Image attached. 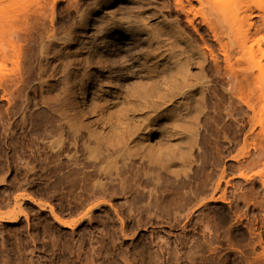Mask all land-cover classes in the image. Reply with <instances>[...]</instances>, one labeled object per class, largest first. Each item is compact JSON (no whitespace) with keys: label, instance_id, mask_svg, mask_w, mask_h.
Here are the masks:
<instances>
[{"label":"rangeland","instance_id":"1","mask_svg":"<svg viewBox=\"0 0 264 264\" xmlns=\"http://www.w3.org/2000/svg\"><path fill=\"white\" fill-rule=\"evenodd\" d=\"M12 1H15L14 2V4H16L17 2H19L20 4L19 5H21V6H18V8L16 7V5H13V2L11 3V0H0V8H2V10L0 9V19L2 20V19H4L3 17H6V19L3 21V23H5V21H6V23H8V24H10V22H11V24H10V26H13V27H11L13 30H11L12 31V33L10 32V29H7V28H9V26L6 28L5 26H6V23H5V26H3L2 24V27L3 28H1L3 31H4V29H5V31H4V33H3V31H2V33L5 35V33H7L8 35H9V33H10V38L11 39H9V37L8 36H4L3 35V37L1 38V40L4 42V41H7V42H4V45H0V46H4V48H3V50H4V52H5V49H6V47H5V45L6 46H9V43L11 42L12 43V39H13V42H14V47L16 46L17 47V49H18V47H19V49H18V54H19V56H20V58H18L19 56H18V54H17V52H16V54H17V56L18 57H16V58H18V62H17V59L16 58H14V57H11L9 54L10 53H13V52H15L17 49H14V47H12L11 45L9 46V47H7V51L6 52H8V49L9 50H11L10 51V53H7L8 55H9V57H11V58H14L15 60H16V62H12L13 64L14 63H16V64H18V66H19V63H20V66L19 67H17V65H16V67L17 68H19V70L16 68V69H13V66H15V65H12V68H8V69H13V70H17L18 71V73L20 74L19 76L17 75V76H15V77H13L14 75H16V73H14V74H12V73H10L11 72V70L9 71L8 69L6 70V69H4V71H6V73H3V72H1L2 74H3V76H2V74H1V76H0V78L1 77H4V78H1L0 79V83H1V86H0V164H2V165H0V172L1 173H4V171L6 170V174L4 175V174H1L0 173V175L2 176H0L1 178H0V180H3V181H0V193L1 192H3V193H1L0 195H2V196H0L1 198H0V211L2 210V213L4 212V213H7L6 212V210L7 209H9L10 208V206H11V208L12 209H14V210H11L12 212H15V211H17L18 210V208L16 207L17 205L15 204V202L13 201V199L15 198V197H17L18 195H22V194H25L26 195V193L28 194L29 193V195L30 196H32V197H34L35 199H37L38 200V202H40V203H43V204H46V205H48V206H50L51 207V205H53L52 207H53V209H54V211L59 215H61V217H64V219H65V217H66V220H69V219H71L72 217H74L73 218V220H75V219H78L79 217H81V216H83V214H84V212H85V210L91 205V203L89 204V203H84V204H79L80 202L78 201V199L76 200L75 198H73V200L75 199V201H73V200H71L72 199V197H73V194L71 193V195H72V197H71V195H70V193L68 192V188H64V186L63 185H61V183H59L60 182V174H57V173H54L53 175H52V173H51V175H50V173L48 172V169H47V163L49 162L48 161V158L49 157H51V158H49V160H53V161H55L57 158H58V154H62L61 153V150L59 151V148H60V146L61 145H59V144H61L59 141V143L57 142V140H58V135L59 134H57L58 132H59V130L57 131L56 129H58V128H55V126L56 127H58L59 126V124L60 125H62L63 124V121L61 120L62 119V117H63V115H64V111L66 112V110H68L67 108H69V110L71 111V114H72V112H73V114L75 113L74 112V110L73 109H75L76 107H78V105H79V107H81V108H83V107H85L86 106V103L85 102H77V100L75 99V93H74V89L70 86V85H66L64 82H62V81H60V82H58L59 80H56V77L60 74H58L57 72L60 70L61 71V68H59V67H62L63 66V64H66L67 63V61H66V59H67V57H68V59L69 60H73L74 58H76L75 59V61L77 60H80V57L81 56H79L76 52H74V49L72 50V48H71V50L70 49H66V48H64L63 46H61L59 43H57V44H55L56 43V41L53 39V36H54V38H58V37H56V35H59V33H61L60 34V36H62V34L64 35L65 33L67 34V33H75V32H77V29L76 28H78L79 27V25L81 24V22H82V18H81V16H82V14H84L85 13V15L86 14H88L89 12H88V10H89V8L91 7L92 8V4H96V7H98L100 10L101 9H103V8H105V7H107L108 5H109V7H111V8H115V5L117 6V2H119L118 0H111V2H110V0L108 1V0H106V3H108V4H106L103 0H98V1H95V0H56V2H55V0H53V2H52V0H12ZM95 1V2H94ZM165 2L164 4L162 3V2ZM174 1V0H173ZM190 1V6H189V2ZM198 0H187V1H183V3L185 4V11H184V8H183V10L182 9H179L180 10V12H179V10H178V8H176L174 5H175V3L174 2H172L171 0H162V2H161V0L159 1V0H157L155 3L156 4H154V2L151 4L152 5V8H151V12L150 13H155L154 11H156L157 12V10H160L161 11V13L163 14L164 12V16H166V19L167 20H172L173 19V21L175 22L174 24V26H175V28L176 27H179V28H177V34H178V32L180 33V35H179V38H180V36H181V38L184 36V38H180L179 39V41H181V43L179 42L178 43V45L180 46V47H182V49L185 51H187V52H189V53H187L186 51V53L185 52H183V54H181L180 56L184 59V61H183V63H181L179 60H180V56L179 57H177V61H179V63H180V66H179V68L181 67L182 68V66H185L186 67V65H187V71L185 72V67H183L182 69L180 68L179 69V71L180 72H178V71H175L174 69L176 68L175 66H176V63H175V68L174 67H172L170 64H169V68H167V67H164V69H162L163 67L161 66H159V65H161V63H159V62H157L156 60H158V58L156 57H153V56H150V58L152 59V60H149V58H148V61L146 62V64L147 65H145V68H146V66L148 67V68H144V70L143 71H145L144 73H146L144 76H143V78H145V82L143 83L142 81H143V79H137V80H139L138 82L139 83H137V84H139V86L138 85H136L135 84V82L137 81V80H135V82L133 83L132 82V85L134 84V86L135 87H139L140 88V90H138V91H140L143 95L145 94V93H149L150 91H147V89L149 88L150 90H151V88H152V86L155 84V88H153V89H155V91H154V96H150V100H152L151 98H153V100H155V96L157 95V93L156 92H158L159 91V93H160V90L162 89H160L159 90V88L161 87L160 85H162V87H164L163 86V84L162 83H164V79H162V77L164 78V76H166L165 74H163V73H166L167 74V72H168V70L167 69H169V73H171L173 70H174V72H177V77H175V75L174 74H176V73H174L173 74V72L171 73V74H169V75H173L175 78H178L179 77V75H178V73H186L183 77H185V79H187L188 80V82L190 81L191 82V80L194 82V81H196V80H194L195 78L197 79V81L196 82H198V80L200 81L201 79L204 81V84H203V81L201 80L200 82H198L199 83V87H198V83L196 84L195 82L193 83V82H191V83H193V84H196V85H194V87H192V89L190 88V89H188V94H189V96L191 97V94H192V97H193V95H194V97L193 98H190L189 100H188V94H187V96L185 97V101L183 100V99H178V101L177 102H179V103H177V102H175V104H174V107L172 106V108H170L169 109V111L170 112H168V110H165V111H163V112H161V113H163V114H161L160 113V115L157 117V119H156V122L154 123V125H155V127H156V125H160L161 124V126H160V128H162V129H156V131L155 132H153L154 134L150 137V139H149V144L151 143L152 144V146L153 145H155L156 144V142H158L156 145L157 146H161V147H163V149L165 150V152L167 151V147L168 146H166V144H168L169 145V143H166V142H170V141H166V140H169V139H171V142H170V145L172 146V148H173V146H175V145H177L176 143H177V141L176 140H178L179 141V143L182 141V142H184V144L182 143V144H178L177 146L179 147H174L173 149L170 147H168V150H169V152H170V154L173 152L174 154L173 155H175V158H176V156H178V153L176 152V151H178L179 152V155L181 154V149L183 148V152H187L185 149H186V147H189L190 149H192V150H190V149H188V150H190V151H188V153H186V154H190V156H192V158L190 157V156H188L187 157V155L185 154V153H183V154H181L180 156H178V157H180V158H182V159H180V158H177V159H175L173 156H172V154H171V156L170 157H172L173 159L172 160H178L176 163H177V165L175 166L174 164H176V163H174V161L172 162V160H171V158L170 159H168L169 158V153H168V151L166 152L167 154H169L168 156H167V154H166V157H168L167 159H165L166 157L164 156V160H162L163 159V156H161L160 154L163 152V151H161V153H160V149H162V148H160V147H158V149H159V152L158 153H160V154H158V153H156V155H159L156 159H155V156H154V158H153V164H152V171L150 170V172H152L153 174H154V172H155V174H156V170H157V174L159 175H157L156 174V176H158V177H160L159 178V180L161 179H164V176H162V178H161V175H163L164 173V175H165V179L164 180H162V181H164V182H161V181H158V182H160V183H158L157 184V190L156 189H154L155 190V197H157V198H151V196H150V198L148 197V199H146L145 198V200H148L149 201V203L152 205V207H153V204H154V207H153V210H155L156 211V213H155V211H154V213H155V215L156 214H158L157 216L159 217H156V221H154L153 222V224H152V226L151 227H148V230H147V228L146 227H140V228H138L136 231H135V233L134 234H132L131 236H127V237H129V240L127 239V240H125L124 242H120V239L119 238H117L118 237V235H117V223H113V221L111 220V216L112 217H114L113 219L115 220L116 218H117V216L115 215L114 216V211L111 209V211H112V213H113V215H111V213L109 214L108 213V207H103V206H101L102 207V209H101V207H99V211L96 209V208H94L93 209V215L95 216V218H94V216L92 215L90 218H85V224H84V222H83V224L82 225H80L78 228H76L75 229V233H73V235L71 236L70 234H72L71 233V231L68 229V228H66V229H63V228H61L59 225H57L56 223H53V221H52V218H51V216H49L50 214L47 212V211H45L44 210V212L43 211H41V210H39V208L37 209V207H36V205H30V207H29V205H27V202H22V206L25 208V212H26V214H27V219L25 220V219H23V217H22V219H21V221L19 222V223H17V224H4L3 226L4 227H1L2 229H0V230H2L0 233V238L1 239H3V240H1L0 241V243H2V242H4V245L3 244H0L1 245V247L2 246H4V248L6 249H3V248H0V261H2L0 264H25V260H26V262L27 263H33V264H39L40 262H41V264H58V263H60V261H61V263L60 264H87V263H89V264H101V262H103L104 264H142L143 262V264H148L147 262H148V260L150 261V264H166V262H167V264H175V263H177V264H186V263H188V264H191L192 262H193V264H198V262H197V260L199 261L200 259H201V261H199L200 263L199 264H205L206 262V264H264V251L262 252V250H264V235H263V232L264 231H262V230H264V210H263V208H261V207H263L264 206V195L262 194V190L260 189L261 188V181H262V179H264V177L262 178V174H263V176H264V164L262 163V162H264V151H263V149H261L262 147H260V145H259V147L257 146L258 145V143L260 144L261 143V145L262 144H264V130L262 131V129L260 128V124L262 123V125L264 126V94H263V91L264 90H262V88L264 89V87H263V84H264V76H260L261 75V73H264L263 71H264V23L262 24L261 23V21L259 20V18L261 17L260 15V13L259 12H261V9L262 8H264V0H236V2H237V4L239 5V7L241 8H239V12H238V14H240V16H241V13H242V16H241V18L243 17V12L245 11V13L247 14V13H249V11L251 12V13H253L252 14V17H251V21L254 23V31H253V29H250V40L252 41V43H251V41L249 40L248 42H247V45H250V43L253 45H251L252 46V51L254 52V56L251 58L250 57V55H246V54H248V53H246L245 55H244V57L243 56H241V52H239V50L237 49V45H234L233 47H232V45L234 44H231L232 43V39L235 41L236 40V38L238 37L239 38V36H240V34L239 33H241V32H243V31H245V29H247V26H244V25H242V26H240L241 28H239L238 29V27H237V25H235V26H232V28H231V26H230V29H232V30H230V31H228L227 30V33H226V30H225V24H223V25H225L224 27L225 28H220L219 26L222 24H219V20H221V19H223V18H229L228 16H230L229 14H230V12H231V10H232V8L234 9V6H235V1L234 0H232L233 1V3H232V1L231 0H210L211 2H212V6L210 7V8H212L211 9V12H207L206 10H208V6L207 7H202V8H207L206 10H201L200 9V7H198V5H199V1L197 2ZM50 2L52 3V4H50ZM55 2V3H54ZM93 2V3H92ZM98 2H99V4H98ZM160 2V3H159ZM263 3V4H260V3ZM102 3H104V5L105 6H103V4ZM187 3V4H186ZM216 3V4H215ZM115 4V5H114ZM231 4H232V8H231ZM254 4V5H253ZM15 6V7H13V6ZM47 5V6H46ZM53 5V6H52ZM155 5V6H154ZM157 5V6H156ZM159 5V6H158ZM160 5H161V7H160ZM251 6V8L249 7V9L250 10H248V8H246L247 6ZM258 5H261V8H259L258 7ZM263 5V6H262ZM10 6H12L11 7V9H10ZM49 6H50V8H49ZM174 6V7H173ZM246 6V7H245ZM253 6V7H252ZM163 7H165V8H163ZM187 7V8H186ZM190 7V8H189ZM236 7H238V6H236ZM235 7V8H236ZM8 8V9H7ZM15 8V9H14ZM42 8V9H41ZM52 8H53V10H52ZM162 8V9H161ZM171 8V9H170ZM174 8L176 9L175 11H174ZM189 8V9H188ZM209 8V9H210ZM247 10H245V9ZM3 9H5L4 11H3ZM154 9V10H153ZM164 9V10H163ZM167 9H168V11H167ZM187 9H188V11H187ZM199 9L201 10L200 12L202 13H200L199 12ZM251 9H252V11H251ZM259 9V10H258ZM9 10V13L7 12ZM13 10H15V11H13ZM17 10V11H16ZM124 10V9H123ZM162 10H163V12H162ZM178 10V11H177ZM189 10H191V11H189ZM244 10V11H243ZM262 10H264V9H262ZM5 12L4 14L2 13V12ZM46 11V12H45ZM52 11V12H51ZM54 11V12H53ZM82 11V12H81ZM90 11V10H89ZM126 11V13H128L127 11H129V10H124V12ZM184 11V12H183ZM206 11V12H205ZM209 11V10H208ZM6 12H7V15H5L6 14ZM42 12V14H40ZM130 12L131 11H129V14H130ZM183 12V13H182ZM204 12V13H203ZM132 13V12H131ZM201 14V16H200V14ZM211 13H213V14H211ZM245 13H244V15H245ZM206 14V15H205ZM208 14L209 15H213L212 16V18H211V16H208ZM258 14H260V15H258ZM46 15V16H45ZM48 15V16H47ZM79 15V16H78ZM42 16V17H41ZM203 16H205V18H206V16H208L207 18H209L208 19V21L211 23V26L215 29V31H212L209 27H208V25L207 24H205V23H203L204 21H203ZM82 17H84V16H82ZM168 17V18H167ZM172 17H174V18H172ZM217 17V18H216ZM44 18V19H43ZM47 18V19H46ZM49 18V19H48ZM80 18V19H79ZM216 20H215V19ZM201 19H202V22H201ZM229 19H231V18H229ZM261 19H263V18H261ZM51 20V21H50ZM81 20V21H80ZM8 21V22H7ZM62 21H63V23H65V24H63L62 26H61V24H62ZM65 21V22H64ZM69 23H68V22ZM213 21V22H212ZM80 22V23H79ZM215 22H216V25L217 26H213V25H215ZM264 22V21H263ZM67 23V24H66ZM13 24V25H12ZM177 24V25H176ZM233 23H231V25H232ZM42 25H43V27H42ZM65 25H70V26H65ZM205 25V26H204ZM207 25V26H206ZM223 25H221V27H223ZM229 26H228V28H229ZM15 27V28H14ZM58 27H60V28H58ZM64 29H63V28ZM219 27V29H220V31L218 30V29H216V28H218ZM7 29V30H6ZM45 29V30H44ZM52 29V30H51ZM56 29H57V31H56ZM67 29V30H66ZM227 29V28H226ZM60 30V31H59ZM61 30H63L62 32H64V33H62L61 32ZM64 30H66V31H68V32H66V31H64ZM72 30H74L73 32H72ZM154 30H156V29H154ZM153 30V31H154ZM176 30V29H175ZM7 31V32H6ZM40 31V32H39ZM44 31H45V34H44ZM46 31H48V33L46 32ZM54 31H56V32H54ZM181 31H182V33H181ZM51 32V33H50ZM59 32V33H58ZM156 34L159 32L158 31V29L156 30V31H154ZM217 32H218V34H217ZM230 32V33H229ZM41 33H43V34H41ZM57 33V34H56ZM1 34V33H0ZM39 35L40 37H36L37 35ZM49 34H50V37H49ZM55 34V35H54ZM185 34H186V36H185ZM214 34L216 35V36H214ZM230 34V35H229ZM254 34V35H253ZM13 35V36H12ZM45 37H44V36ZM51 35H53L52 37H51ZM220 35V36H219ZM47 36L49 37L47 40L49 41V42H47V40L45 39V38H47ZM188 36V37H187ZM232 36V37H231ZM8 38L7 40L6 39H4V38ZM37 38V40H36V44H34L35 43V41H33V40H35ZM212 38H213V40H212ZM252 38H253V40H252ZM39 39V40H38ZM40 39H41V41H40ZM51 41H50V40ZM184 39V40H183ZM186 39H188V41H186ZM53 40H54V42H53ZM216 40V41H215ZM222 40V41H221ZM239 39H237L236 41H238ZM44 43H43V42ZM185 41H186V45H185ZM233 41V42H234ZM253 41H254V43H253ZM258 41V42H257ZM3 42H2V44H3ZM40 42V43H39ZM182 42L184 43V44H182ZM1 43V42H0ZM10 43V44H11ZM49 43V44H48ZM187 43H189V45L191 44V47L188 45V47H187ZM228 44V45H230L231 44V48H230V51H232V52H234V53H232V58L231 59H233L231 62H233L232 64H233V69H234V71L236 72L237 70V72H236V77H238L237 79V81H242L243 79H241V71H243V70H241V69H248V71H251V73H254L253 75H254V80H255V83H254V81H253V83H252V81L251 82H248V84H247V82L245 83V81H243L245 84V86H250V87H246V89L244 88V86H242L241 85V87H240V85H237L236 83H240V82H236L235 84H236V86L234 85V83H233V85H232V83L230 84L229 83V81H228V77H227V73H226V76L225 75H223V74H225V73H223V72H225L224 70H228L227 69V66L225 67V65H223L224 64V57L222 56V48H221V46L223 45V44ZM37 44H40V45H37ZM43 44V45H42ZM44 44H46V47H45V45ZM47 44H48V47H47ZM59 44V45H58ZM222 44V45H221ZM224 44V45H225ZM237 44V43H236ZM257 44V45H256ZM258 44H259V46H258ZM54 45V46H53ZM39 46V47H38ZM49 46H50V48H49ZM192 46H194V47H192ZM206 46V47H205ZM236 46V47H235ZM10 47L11 48H13V50L12 49H10ZM33 47H35L34 49H38L37 51L36 50H34V49H32ZM60 47V50H58V48ZM186 48V49H184V48ZM212 47V48H211ZM257 47H258V49H257ZM40 48H42V49H40ZM46 48H49L50 50H46ZM193 48L194 49H196V50H194V51H192V53H193V55L192 54H190L191 53V51L190 50H193ZM200 50H199V49ZM259 48L261 49V51L259 50ZM31 49H32V52H31ZM45 49V50H44ZM61 49L63 50V51H61ZM188 49H190V50H188ZM221 49V50H220ZM232 49V50H231ZM234 49V50H233ZM0 50H1V48H0ZM3 50H1V52H0V55L2 54V52H3ZM28 50V51H27ZM43 50H44V53H43ZM68 50H70V51H68ZM199 52H198V51ZM13 51V52H12ZM20 51V52H19ZM33 51H35V53L33 52ZM61 51V52H60ZM67 51V52H66ZM197 51V52H196ZM37 52V53H36ZM38 52H39V55H38ZM41 52V53H40ZM47 52V53H46ZM55 52V53H54ZM57 52V53H56ZM66 52V53H65ZM73 52H74V54H73ZM200 52H201V54H200ZM209 54H208V53ZM27 53V54H26ZM31 53V54H30ZM32 53L34 54V55H32ZM51 54V55H48V54ZM60 53V54H59ZM63 53V54H62ZM199 55H201V56H199ZM217 53V54H216ZM236 53V54H235ZM15 54V53H14ZM30 54V55H29ZM66 54V55H65ZM69 54V55H68ZM189 55V58L190 57H192V60H191V58L190 59H188V58H186V57H188L187 55ZM207 54V55H206ZM211 54V55H210ZM213 54V55H212ZM235 54V55H234ZM6 55V54H5ZM36 55H38V56H40V57H36ZM41 55H43L42 57H41ZM47 56V58L45 57V56ZM53 55V56H52ZM63 55H65V56H63ZM68 55V56H67ZM196 55H198V56H196ZM218 55V56H217ZM4 56V54L2 55V57ZM31 56V57H30ZM32 56H34V57H32ZM54 57V58H52V57ZM61 56V59H59V57ZM64 58H63V57ZM71 56H72V58H71ZM76 56V57H75ZM183 56H185V58L183 57ZM195 56H196V59H195ZM213 56L215 57L216 56V58L215 59H218V60H213V59H210L211 57L213 58ZM234 56V57H233ZM245 56H247V57H245ZM249 56V57H248ZM1 57V58H2ZM9 57H7L8 59H9ZM44 57V58H43ZM57 57H58V60H57ZM202 57H203V60H202ZM205 57V58H204ZM241 57V58H240ZM243 57V58H242ZM0 58V59H1ZM5 60L7 59L5 56L3 57ZM11 58L7 61V62H5V64L6 63H8L9 64V62L11 61ZM29 58V59H28ZM34 58V59H33ZM36 58V59H35ZM39 58V59H38ZM47 60H46V59ZM71 58V59H70ZM77 58H79V59H77ZM181 58V59H182ZM197 58H201V59H197ZM249 58V59H248ZM65 61H64V60ZM67 59V60H68ZM156 59V60H155ZM185 59H186V62H185ZM196 60V61H199V63L198 62H196V61H194V60ZM14 60V61H15ZM32 60V61H31ZM46 60V61H45ZM56 60V62L52 65V62H54ZM63 60V61H62ZM154 60V61H153ZM200 60H202V61H200ZM235 60H236V62H235ZM239 60V61H238ZM3 60H1L0 62H2ZM44 61V62H43ZM59 61V63H57ZM74 61V60H73ZM151 61V62H150ZM160 61V60H159ZM187 61H188V63H187ZM193 61V62H192ZM215 61V62H214ZM224 61V62H223ZM34 63V65H33V63ZM40 63L39 64V66H38V64H36V66H35V63ZM65 62V63H64ZM148 62H149V64H148ZM154 62V63H153ZM156 62V63H155ZM201 62V63H200ZM212 62H214V63H212ZM28 63V64H27ZM60 63H62V66H61V64ZM159 63V64H158ZM178 63V62H177ZM178 63V64H179ZM186 63V64H185ZM189 63H190V65H189ZM193 63V64H192ZM199 65H198V64ZM217 63V64H216ZM1 64V69H2V66H4V63L2 62V63H0ZM3 64V65H2ZM8 64H6V66L8 67ZM31 64V65H30ZM45 65V67H43V69H42V66L43 65ZM153 64H155L154 66H152ZM157 64V65H156ZM181 64H184V65H182L181 66ZM192 64V65H191ZM219 64V65H218ZM235 64V65H234ZM237 64V65H236ZM11 65V64H10ZM9 65V66H10ZM49 65H51L52 67H48ZM56 65V66H55ZM60 65V66H59ZM149 65V66H148ZM223 65V66H222ZM241 65H242V67H241ZM33 66H35V67H33ZM152 66V67H151ZM170 66H171V68H170ZM199 66V67H198ZM234 66H237L236 67V70H235V67ZM245 66V67H244ZM28 67H30V68H28ZM37 67V68H36ZM40 67V68H39ZM53 67H55L54 69H58V70H53ZM150 67V68H149ZM157 67V68H156ZM160 69H159V68ZM204 68V69H202V68ZM212 67V68H211ZM244 67V68H243ZM4 68V67H3ZM34 69V72H33V70L32 69ZM39 68V69H38ZM48 68H49V70H48ZM197 68V69H196ZM0 69V70H1ZM50 69H52V70H50ZM150 69V70H149ZM158 69V70H157ZM172 71H171V70ZM184 69V70H183ZM222 69V70H221ZM224 69V70H223ZM20 70H22V71H20ZM30 70V71H29ZM35 70H37L36 71V73H35ZM43 70V71H42ZM148 70V71H147ZM152 70V71H151ZM159 70H162L161 72H159ZM164 70V71H163ZM176 70H178V69H176ZM192 70V71H191ZM201 70V71H200ZM204 70V71H203ZM7 71H8V73H10L11 74V76H9V75H4V74H8L7 73ZM14 71V72H15ZM39 71V72H38ZM45 71V72H44ZM51 72L50 73V75H49V73L48 72ZM54 71H55V73H54ZM59 71V72H60ZM166 71V72H165ZM171 71V72H170ZM184 71V72H183ZM202 71L204 72L203 74H202ZM215 71H216V73H218V74H216L215 73ZM245 71V70H244ZM248 71H246V72H248ZM147 72H149V73H152V74H150V75H153L152 77L154 78H156L157 77V80L154 78V81H155V83H154V81H153V85L152 84H150V83H152V79H150L151 77H150V75L147 73ZM154 72V73H153ZM157 72V73H156ZM158 72H159V74H158ZM163 72V73H162ZM190 72V73H189ZM35 73V74H34ZM40 73H44V75L43 74H40ZM160 73H161V76H160ZM188 73L189 74H192V75H189L191 78H189V76H188ZM196 73V74H195ZM200 73V74H199ZM222 73V74H221ZM37 74H39V77H38V75ZM157 74V75H156ZM164 76H163V75ZM202 74V75H201ZM13 75V76H12ZM52 75V76H51ZM155 75V76H154ZM168 75V74H167ZM168 75V76H169ZM197 75V76H196ZM198 75H201V76H203L202 78L200 77V76H198ZM257 75V76H256ZM9 76V77H8ZM42 76H43V78H42ZM47 76V79L45 78ZM49 76H51V77H49ZM55 76V77H54ZM145 76H147V77H145ZM181 76H182V74H181ZM188 76V77H187ZM193 76V77H192ZM19 77V78H18ZM34 77V78H33ZM36 77V78H35ZM54 77V78H53ZM150 77V78H149ZM167 77V76H166ZM187 77V78H186ZM40 78L42 79V80H40ZM50 78V79H49ZM146 78H147V80H146ZM159 78V79H158ZM198 78H200V79H198ZM228 78V79H227ZM19 79H21V80H18ZM150 79V80H149ZM163 81L162 83H159V82H161V80ZM191 79V80H190ZM26 82H25V81ZM28 80V81H27ZM49 82H48V81ZM56 80V81H55ZM151 81V82H149V81ZM159 80V81H158ZM179 80V81H178ZM227 80V81H226ZM262 80H263V82H262ZM18 81V82H17ZM47 82V83H49V84H47V83H45V82ZM51 81V82H50ZM142 83H141V82ZM28 82V83H27ZM39 82V87H43L42 89H40V88H38V85H37V83ZM45 83V84H43V83ZM54 82L56 83L57 82V84H55L54 85ZM146 82H149V84H148V86H146V91H145V86L144 85H146L145 83ZM175 82V86H177V84H179V82H180V77H179V79H177V82H176V79H175V81L174 80H172L171 81V83H174ZM202 82V83H201ZM206 82V83H205ZM228 82V83H227ZM17 83V84H16ZM52 83V84H51ZM140 83H141V85H140ZM157 83H159V85H157ZM202 84V86H201V84ZM225 83V84H224ZM259 84V86L258 85H255V84ZM263 83V84H262ZM20 84V85H19ZM23 84H25V85H23ZM27 84V85H26ZM51 84V85H50ZM60 84V85H59ZM144 84V85H143ZM253 84H254V86H258L257 88H258V90H257V88L256 87H254L253 86ZM34 85V86H33ZM45 85V86H44ZM49 85V86H48ZM62 85V86H61ZM64 85L66 86V87H64ZM205 85V86H204ZM228 85V86H227ZM47 86V87H46ZM52 86V87H51ZM58 86V87H57ZM60 86V87H59ZM141 86H144V90L141 88ZM160 86V87H159ZM179 86V85H178ZM195 86H196V88H199V89H197L196 90V88H195ZM232 88L231 89V91H230V87ZM238 86L240 87V88H242V91H243V89L245 90V96H248L249 95V98H244L243 97V92H242V94H241V96H242V98L243 99H246V102H248V103H250V104H248V106L246 105V104H243L244 103V101L242 102V100H240V99H238L237 100V98L235 97H233V87H235V89H237L238 88ZM26 87V88H25ZM34 87H36V88H34ZM45 87V88H44ZM64 87V88H63ZM138 87H137V89H138ZM148 87V88H147ZM157 87H159L158 88V90L156 91V89H157ZM228 87V88H227ZM237 87V88H236ZM256 89V92L257 91H259L258 93H255V89ZM51 88H52V90H51ZM55 88V89H54ZM56 88H58V89H56ZM66 88V89H65ZM195 88V89H194ZM204 88V89H203ZM206 88V89H205ZM31 89H34L35 91H33V92H35V94H33V92H31L32 90ZM40 89V90H39ZM44 89V90H43ZM46 89H48V90H50V91H48V90H46ZM148 89V90H149ZM201 89H203V91L201 90ZM229 89V90H228ZM234 89V91H235V93H239V90L237 91V90H235ZM253 89H254V91H253ZM22 90H24V91H22ZM41 91V92H37V91ZM48 92V94L49 95H47V93H45L46 91ZM56 90H57V94H55V92H56ZM65 91V92H63V91ZM196 90V91H195ZM199 90H200V92H199ZM205 90H206V92H205ZM228 90V91H227ZM241 90V89H240ZM246 90H247V95H246ZM248 90H249V93H248ZM260 90L262 91V93L260 92ZM45 91V92H44ZM61 91H62V93H61ZM67 91V92H66ZM143 91V92H142ZM144 91H145V93H144ZM151 91H153V90H151ZM189 91L191 92V94L189 93ZM194 91V92H193ZM227 91V92H226ZM237 91V92H236ZM45 94H43V93ZM51 92H53V94H55V95H53ZM74 94H73V93ZM196 92H198V94H196ZM202 92L204 93V95L202 94ZM10 93V94H9ZM42 94V97H43V95H44V98L45 99H47V100H45L44 98L42 99V97H40L41 96V94ZM58 93H60V94H58ZM65 93V94H64ZM72 93V94H71ZM147 93V94H148ZM151 93V92H150ZM199 93H201V94H199ZM206 93V94H205ZM231 93V94H230ZM253 93V94H252ZM12 94V95H11ZM23 94V95H22ZM37 94H38V96H37ZM40 94V95H39ZM63 94L65 95V96H63ZM69 94V95H68ZM156 94V95H155ZM230 94V95H229ZM252 94V95H251ZM259 95V96H257V95ZM2 95V96H1ZM16 97V100H15V97ZM27 95V96H26ZM61 95V96H60ZM66 95H67V98H66ZM73 95H74V98H73ZM203 95V96H202ZM263 95V96H262ZM5 98H4V97ZM22 96H23V98H22ZM26 96V97H25ZM35 96H37V97H35ZM49 96H50V98H49ZM71 96V97H70ZM146 96H148V95H145V97ZM200 96V97H199ZM232 96V97H231ZM251 96V97H250ZM3 97V98H2ZM53 97H54V99H53ZM57 98V104L56 103H54V102H56V98ZM70 99H69V98ZM155 97V98H154ZM188 97V98H187ZM205 98V99H199V98ZM14 98V99H13ZM20 98V99H19ZM28 98V99H27ZM60 98H62V99H60ZM187 98V99H186ZM6 99H8V103H7V100ZM24 99V100H23ZM27 99V100H26ZM51 99V100H50ZM66 100V102L64 103V101ZM69 99V100H68ZM248 99V100H247ZM26 100V101H25ZM41 100V101H40ZM45 100V101H44ZM55 100V101H54ZM182 100L184 101L183 102V104H182ZM203 100V101H202ZM15 101V102H14ZM21 101V102H20ZM44 101V102H43ZM52 101H54V102H52ZM61 101H63V103H61ZM68 101H70L69 103H68ZM75 101H76V103H75ZM189 101V102H188ZM238 101H241V102H238ZM22 103L21 105H19L20 103ZM43 102V103H45V105L44 104H41V103ZM46 102H48V103H46ZM50 102V103H49ZM51 102H52V104L54 103L55 104V106L54 107H56V109L57 110H55L54 109V107L52 106V104H51ZM59 102V103H58ZM10 103V104H9ZM18 103V104H17ZM27 104V105H25L24 106V104ZM34 103V104H33ZM61 103V104H60ZM72 103V105L70 106L69 104H71ZM74 103V104H73ZM181 103V105H179ZM205 103V104H204ZM15 104V105H14ZM48 104H51L50 106L48 105V107H47V105ZM53 104V105H54ZM63 104V105H62ZM67 105V106H64V105ZM185 104V105H184ZM43 105H44V107H43ZM77 105V106H76ZM177 105H179V106H177ZM187 105V106H186ZM204 105V106H203ZM244 105H246V107L244 106ZM249 105H250V107H249ZM16 106V107H15ZM21 108H20V107ZM23 106H24V108H23ZM46 106V107H45ZM59 106V107H58ZM62 106V107H61ZM73 106V107H72ZM189 106V107H188ZM191 106V107H190ZM195 106V107H194ZM9 107H12L11 109L9 108ZM26 107H27V109H26ZM120 107V106H119ZM122 107V106H121ZM175 107H177L176 108V110L174 111V109H175ZM179 107H182V109H179ZM250 109H252V107H254L253 109H252V111L251 110H249V108ZM8 108V109H7ZM20 108V109H19ZM46 108V109H45ZM47 108L49 109V110H47ZM55 110L54 112H56V113H54L53 111H51V110H53V109ZM58 108H60L59 110L63 113V115L61 116V118H60V116H58V115H61V113L59 112V114H58ZM63 108H64V110H63ZM184 108H185V110H184ZM6 109V110H5ZM15 109H17V111L15 110ZM45 109V110H44ZM172 109H173V112H175V113H173L172 112ZM248 109V110H247ZM13 110H15V111H13ZM21 110H23V112L21 111ZM29 110V111H28ZM180 110V111H179ZM201 112H200V111ZM12 113H11V112ZM42 111V112H41ZM47 111H48V113H47ZM50 111V112H49ZM183 113H182V112ZM195 111V112H194ZM197 111V112H196ZM9 112V113H8ZM15 112V113H14ZM22 112V113H21ZM27 112V113H26ZM41 112V113H40ZM44 112H46L45 114H44ZM177 112H179V114L177 115ZM187 112V114H185ZM20 113V114H19ZM24 113V114H23ZM38 113V114H37ZM170 113V114H169ZM194 113V114H193ZM254 113V114H253ZM4 114V115H3ZM9 116H8V115ZM12 114V115H11ZM23 114V116H21ZM43 114V115H42ZM50 114H51V116H50ZM52 114H54V115H52ZM73 114H72V116H73ZM173 114H174V116H177L178 118H180V116H182L183 114V116L185 117V115H186V117H187V115L189 116V117H187L188 118V124L186 123V126H184V127H187V128H189V130L188 129H185V128H183L182 126L183 125H181L180 126V123H182L181 122V119H183V116H182V118H180V119H178L177 117V119H175L174 117H173ZM181 114V115H180ZM7 115V116H6ZM31 115V116H30ZM40 115V116H39ZM45 115H46V117H45ZM57 115V116H56ZM164 115V116H163ZM171 115V116H170ZM190 115H191V118H190ZM11 116V117H10ZM20 116V117H19ZM196 118H195V117ZM198 116V117H197ZM254 116V117H253ZM40 117V118H39ZM45 117V118H44ZM104 117H106V115L104 114V116H103V118ZM172 117V118H171ZM192 117H194V118H192ZM260 117H261V119L262 120H260ZM47 118V119H46ZM52 118H54V119H52ZM58 118V120H56L55 122H57V121H60V122H58V123H55L54 122V120L55 119H57ZM170 118L171 119H175L174 121H172V120H170ZM187 118H185V120H187ZM253 118V119H252ZM39 119V120H38ZM60 119V120H59ZM193 119V120H192ZM252 119V120H251ZM6 120V121H5ZM8 120H9V122H8ZM38 120V121H37ZM41 120V121H40ZM49 120V121H48ZM51 120H53V121H51ZM168 120H170V121H172V122H175V123H178L177 121H179V123H178V125L180 126V128L181 129H184L185 130V132H184V130L182 131V132H184L183 133V135H182V132L179 134V132L178 131H180L181 129L179 128V126H177V124H175L174 125V123H173V125H172V123H170V125H169V123L167 122ZM195 120V121H194ZM260 121V123H259V121ZM44 121V122H43ZM165 121H166V123H168V124H166L165 123ZM183 122H185L184 120H182ZM16 122V123H15ZM48 122V123H47ZM158 122L160 123V124H158ZM163 122V123H162ZM190 122V123H189ZM195 122V123H194ZM259 124H258V123ZM5 123V124H4ZM13 123V124H12ZM24 123V124H23ZM51 125H50V124ZM53 123V124H52ZM192 123H194L193 125H192ZM12 124V125H11ZM54 124H55V126H54ZM184 125H185V123H183ZM189 124H191V125H189ZM10 125V126H9ZM20 125V126H19ZM45 125V126H44ZM48 125H50V128H49V126ZM166 125H169L168 126V128H166L167 126ZM171 125H172V127H171ZM189 125V126H188ZM53 126V127H52ZM249 126H250V128H249ZM262 126V127H263ZM3 127V128H2ZM9 127V128H8ZM47 127V128H46ZM52 127V128H51ZM173 127H175V128H173ZM21 128V129H20ZM169 128H171L172 130L173 129H175V131L177 132H175L174 131V133H176L177 135H171V137L169 138L168 136H170V135H168V134H166L165 133V129H168V130H166V132L167 133H169L170 134V132H171V130H169ZM177 128V129H176ZM179 128V129H178ZM260 128V129H259ZM264 128V127H263ZM45 130V131H44ZM160 130L161 131V133L162 134H159L160 132H158V131ZM164 132H163V131ZM178 130V131H177ZM193 130V131H192ZM5 131V132H4ZM50 131V132H49ZM52 131H53V133L54 134H52ZM169 131V132H168ZM186 131H187V134H188V136L186 135L185 136V134H186ZM192 133H191V132ZM173 132V131H172ZM189 132H190V135H191V139H190V137H189ZM196 132H197V134H196ZM258 132V134H261V135H257V134H255L254 135V133H257ZM260 132V133H259ZM47 133H49V134H51V138H54V140H56L55 139V137L57 136V140H56V142H55V144H54V140L53 139H48L49 138V134H47ZM60 133V132H59ZM164 133H165V136H167L166 138L164 137H162V136H164ZM253 133V134H252ZM6 136H5V135ZM26 134V135H25ZM57 134V135H56ZM160 136H159V135ZM193 134V135H192ZM194 134H195V136L196 137H194ZM252 134V135H251ZM13 135V136H12ZM30 135V136H29ZM55 137H54V136ZM181 135V136H183L184 137V139L186 138H189L190 139V141H188V140H184L182 137H181V139H180V137L179 136ZM250 135V136H249ZM10 136H12L11 137V139H10ZM48 136V137H47ZM157 136L159 137L158 138V141L157 140H155V139H157ZM253 136V137H252ZM5 137V138H4ZM29 137V138H28ZM36 137V138H35ZM44 137V138H43ZM154 137H155V139H154ZM161 137H162V139H161ZM173 137H175V138H177L176 140H175V138H173ZM247 139H246V138ZM4 138V139H3ZM31 138H33V139H31ZM46 138V139H45ZM27 139L29 140V141H27ZM37 139V140H36ZM154 139V140H153ZM164 139V140H163ZM194 139V140H193ZM196 139V140H195ZM252 139H253V141H252ZM7 140V141H6ZM30 140L32 141V143H30ZM45 140V141H44ZM48 140H50V141H48ZM53 140V141H52ZM161 140L163 141V143L161 142ZM176 142H175V141ZM193 140V141H192ZM245 140V141H244ZM247 140V141H246ZM34 141V142H33ZM44 141V142H43ZM47 141H48V143H47ZM153 141V142H152ZM156 141V142H155ZM175 142V145H173V143ZM195 141V142H194ZM6 142V143H5ZM51 142H53V144L51 143ZM161 142V143H160ZM165 142V143H164ZM186 142V143H185ZM190 142V143H189ZM193 142V143H192ZM246 142V143H245ZM249 142V143H248ZM251 142V143H250ZM30 143V144H29ZM45 143H47V144H45ZM49 143H51V145L53 146H51V145H49ZM56 143H58V146H57V148H56ZM154 143V144H153ZM199 143V144H198ZM203 143V144H202ZM255 143V144H254ZM34 144H36V145H34ZM40 144H43V145H40ZM150 144V145H151ZM162 144H163V146H162ZM189 144V145H188ZM196 146H195V145ZM245 144V145H244ZM254 144V145H253ZM33 145H34V147H36V149L33 147ZM39 145H40V147H44L43 149L42 148H40L39 147ZM45 145V146H44ZM47 145H49V147H50V149H49V147H47ZM55 145V146H54ZM155 145V146H156ZM169 145V146H170ZM193 145V146H192ZM39 147V149H42L43 150V153H42V150H40L39 151V149H38V147ZM154 146V147H155ZM156 146V147H157ZM192 146V147H191ZM251 146V147H250ZM258 149V148H260V149H258V150H261L263 153H261L260 151H258L255 147ZM32 149H31V148ZM54 147H55V150H54ZM180 147H182V148H180ZM194 147H199V148H197V149H199V150H197V149H195ZM242 147H244L245 149H243ZM249 147V148H248ZM254 149H253V148ZM264 147V146H263ZM47 148V149H46ZM53 150H52V149ZM175 148H178V150H176ZM194 148V149H193ZM45 149V150H44ZM171 149L173 150V151H171ZM176 151H175V150ZM201 149V150H200ZM241 149H243V150H247V151H250L249 153L246 151H243V150H241ZM251 149V150H250ZM37 150V151H36ZM50 150V151H49ZM197 152H196V151ZM258 152H257V151ZM33 151V152H32ZM39 151V152H38ZM57 151V152H56ZM141 151H143V150H138V153H137V155H135V156H133L132 157V162L133 163H135L136 161L137 162H145L146 161V157L143 159V158H141V159H138V157L139 156H141V154H143V153H145V151L143 152V153H140ZM198 151H199V153H198ZM239 151H241L242 152V155L243 156H241V155H239V157H236V155L239 153ZM256 151V152H255ZM31 152V153H30ZM36 154H35V153ZM41 152V153H40ZM45 152V153H44ZM47 152H49L48 154H47ZM56 153V155H50L51 153ZM59 152V153H58ZM165 152L164 153H162V155L163 154H165ZM176 152V153H175ZM192 152H196L195 154L193 153L192 154ZM202 152V153H201ZM246 154H245V153ZM254 152H255V155H256V158H257V155H258V153H261L262 155H263V157H258L257 159L254 157ZM37 153H39L38 155H37ZM139 153H140V155H139ZM205 154V155H202L201 156V154ZM218 153V154H217ZM251 153V154H250ZM46 156H44V155ZM177 154V155H176ZM192 154V155H191ZM198 154H200V155H198ZM36 155V156H35ZM40 155H42V157L40 156ZM47 155H48V158H47ZM50 155V156H49ZM183 155V156H182ZM185 155V156H184ZM215 155H216V157H215ZM219 155H220V157H219ZM247 155V156H246ZM250 156V158H249V156ZM38 156V157H37ZM40 156V157H39ZM55 156H57L56 158H54ZM61 156V157H60ZM162 158H161V157ZM193 156L196 158V160H195V158H193ZM197 156H199V157H201V158H203V160L201 159V158H199L198 159V157ZM207 156V157H206ZM232 156L234 157H236V159H232ZM261 156V155H260ZM33 157V158H32ZM59 157L60 158H58V159H62L63 158V155H59ZM185 159H184V158ZM219 157V158H218ZM36 159V161H35V159ZM40 158V159H39ZM44 158H46L47 159V161H44V160H46V159H44ZM158 158H159V160L160 161H162V163L160 162L159 163V160H158ZM161 158V159H160ZM214 158V159H213ZM217 158V159H216ZM238 158V159H237ZM246 158H247V160L248 161H246ZM249 158V159H248ZM37 159H38V161H37ZM42 159V160H41ZM44 159V160H43ZM57 159V160H58ZM189 159H191L190 161H188ZM207 159V160H206ZM213 159V160H212ZM219 159V160H218ZM32 160H33V164H32ZM39 160H41L40 162H39ZM56 160V161H57ZM155 160L157 161V163L155 162ZM181 160V161H180ZM186 160V161H185ZM194 160V161H193ZM202 160V161H201ZM218 160V162H216ZM221 160V161H220ZM255 160L257 161V162H255ZM259 160H261V161H259ZM8 161V162H7ZM43 161V162H42ZM54 162V163H58L60 160H58L57 162ZM168 161H170V162H168ZM185 161V162H184ZM192 161V162H191ZM196 161V162H195ZM198 161V162H197ZM205 161L207 162V163H210V164H206L205 163ZM244 161H246V164H245V162ZM258 161H259V163L261 164H259L258 163ZM10 162V163H9ZM12 162V163H11ZM34 162L36 163V164H34ZM39 162V163H38ZM136 162V163H137ZM179 162H182L183 163V166H182V163H180L179 164ZM201 162V163H200ZM202 162H203V164H202ZM216 162V163H215ZM239 162V163H238ZM243 162H244V165H245V167L247 168V166H249V168L245 171V167H244V165H242L243 164ZM253 162V163H252ZM6 165H5V164ZM8 163V164H7ZM44 163H45V165H44ZM135 163V164H136ZM145 163H147V161L145 162ZM174 163V164H173ZM194 163V164H193ZM195 163H197V164H195ZM214 163V164H213ZM218 163H220V164H218ZM239 165H238V164ZM240 163H242V164H240ZM259 164V165H257V164ZM12 164H14L13 166L14 167H16V168H14L13 166H12ZM16 164V165H15ZM53 164V163H52ZM52 164H50V165H52ZM137 164H139V163H137ZM154 164H157L158 166H159V168H161L160 166V164H162V170L163 171H165V172H163L161 169H160V172H159V168L157 167V165L155 166V167H153L154 166ZM178 164L180 165V166H182V167H180V166H178ZM189 164V165H188ZM194 165V169H192L193 168V166L192 165ZM201 164V165H200ZM214 165V167H213V165ZM254 164V165H253ZM256 164V165H255ZM5 165V166H4ZM8 165V171H7V168H6V166ZM37 165H39V166H37ZM43 165V167L45 168H43V167H41ZM165 165V166H164ZM185 165V166H184ZM191 165V166H190ZM199 165V166H198ZM205 165V166H204ZM220 165V166H219ZM222 165H225V166H222ZM227 165V166H226ZM240 165H242V166H240ZM11 166V167H10ZM27 168H26V167ZM36 166V167H35ZM46 166V167H45ZM175 166V167H174ZM178 166V167H177ZM190 166V167H189ZM203 166V167H202ZM220 168H219V167ZM241 168H243L244 170H242L241 171V169H240V167ZM12 167H13V169H12ZM29 167H30V169H32V167L34 168V169H32V171L29 169ZM37 167H39V168H37ZM164 167V168H163ZM165 167L167 168V169H165ZM169 167V168H168ZM199 167H202V168H199ZM218 167V168H217ZM226 167H230V168H226ZM236 167V168H235ZM26 168V169H25ZM154 168V169H153ZM172 168V169H171ZM183 168V169H182ZM196 168V169H195ZM224 168V169H223ZM240 169V171H238L237 169ZM38 169V170H37ZM177 169V170H176ZM188 169H190V173H189V170ZM201 169V170H200ZM204 169H205V171L207 170V172L205 173V171H204ZM216 169V170H215ZM218 169H220V170H218ZM222 169H223V171H222ZM230 169H232V171L230 170ZM250 169V170H249ZM29 170V171H28ZM36 170V171H35ZM40 170H41V173H39L40 172ZM166 170H168L167 172H166ZM183 170L185 171V170H187L188 172H186V176H185V172H184V177H183V175H182V173H183ZM193 170V171H192ZM212 170V171H211ZM231 171V172H233V174L231 173V172H229V171ZM237 170V171H236ZM261 170H263V172H262V174H261V178L259 177V176H257V175H255V173H256V171H258V172H261ZM24 171H25V173H24ZM31 171V172H30ZM45 171H46V174L48 175H46L45 174ZM203 171H204V173L207 175L209 172V174L206 176H203L204 175V173H203ZM214 171H216L215 173H213ZM222 171V172H221ZM243 171L245 172V173H243ZM28 172H30V173H28ZM163 172V173H162ZM172 172V173H171ZM178 172V173H177ZM182 172V173H181ZM194 174H193V173ZM255 172V173H254ZM17 173H18V175H17ZM34 173V174H33ZM36 173V174H35ZM38 173V174H37ZM60 173H62V172H60ZM160 173V174H159ZM176 173L179 175L178 176V178L176 177L177 175H176ZM201 175H200V174ZM222 173V174H221ZM228 173V174H227ZM240 173H243V174H241V175H239ZM23 176H22V175ZM43 174V175H42ZM57 174V175H56ZM203 174V175H202ZM216 174V175H215ZM221 174V175H220ZM225 174H226V176H225ZM245 174V175H244ZM251 174H252V176H257L258 178H256L255 176L254 177H251ZM257 174V173H256ZM259 174V175H260ZM27 175V176H26ZM35 175V176H34ZM50 175V176H49ZM166 175H168V177L166 176ZM182 175V176H181ZM195 175V176H194ZM197 175V176H196ZM200 175V176H199ZM224 175V176H223ZM246 176V175H250V176H248V177H246V179H247V181L245 182L244 180L245 179H242V177L241 176ZM14 176V178H12ZM29 176V178H27ZM32 176V177H31ZM51 176H53L52 177V179L51 178H49V177H51ZM57 177V179H56V177ZM59 176V177H58ZM199 176V177H198ZM213 176H215V177H213ZM222 176V177H221ZM22 177H24V178H22ZM38 177H40V179L38 178ZM41 177H43V178H41ZM44 177H46L45 179H44ZM48 177V178H47ZM126 177H128L126 180L127 181H130V179H131V177H130V173L128 172V173H126ZM174 177H175V179H174ZM183 177V178H182ZM190 177V178H189ZM197 177V178H196ZM200 177H203V178H201L200 179ZM213 177V178H212ZM250 177V178H249ZM16 178H17V180H16ZM32 178V179H31ZM190 180V183H189V180ZM193 178H194V180H193ZM204 178H206V179H204ZM224 178V179H223ZM249 178V179H248ZM254 178H255V180H254ZM14 180V182H13V180ZM22 179V181L21 182H19L18 180H21ZM42 179V180H41ZM50 179V180H49ZM129 179V180H128ZM168 179V180H167ZM173 179H174V183H172L173 182ZM181 179H183V181L181 180ZM185 179V180H184ZM196 179V180H195ZM197 179H198V181H197ZM208 179V180H207ZM211 179V183H209V180ZM214 179V180H213ZM252 179V180H251ZM260 179H261V181H260ZM5 180H7V181H5ZM9 180H11V181H9ZM26 180V182H23V181H25ZM29 180V181H28ZM43 180H47V182L48 183H45V181L43 182ZM52 180V181H51ZM56 180V181H55ZM166 180V181H165ZM178 180V181H177ZM179 180H181V181H179ZM220 180V181H219ZM228 180V182L229 183H227L226 181ZM251 182H250V181ZM257 180L260 182L259 184H260V186H259V184H258V182H257ZM5 181V182H4ZM18 181V182H17ZM28 181V182H27ZM39 181H41V182H39ZM171 181V182H170ZM192 181V182H191ZM215 183H217V182H219V183H217V184H219V186H216L215 187V185H214V182ZM3 182V183H2ZM14 183V185L12 184V183ZM17 184H16V183ZM23 182V183H22ZM31 182V183H30ZM51 182H53V183H55V184H51ZM57 182H58V184H57ZM137 182H138V180H137ZM140 182V181H139ZM167 182V183H166ZM172 183V184H170V183ZM176 182V183H175ZM178 182V183H177ZM182 182H183V184L185 185H182ZM196 182V183H195ZM199 183V186L196 188V185H198V183ZM201 182H203V184L201 183ZM208 182V183H207ZM256 182V183H255ZM6 183H9V184H6ZM12 184V187H11V184ZM19 183V184H18ZM29 183H30V185H29ZM44 183L46 184V186L44 185ZM163 183V184H162ZM188 183H189V185H188ZM191 183L193 184L194 183V185H195V190L193 189L194 188V185H193V188H192V185H191ZM213 183V184H212ZM24 186H23V185ZM26 184H27V186H26ZM48 184H49V186H48ZM146 184V183H145ZM144 184V182L142 183V184H140V186H139V190L137 189V192H135V189L133 188H131V189H126V191L127 190H129L128 191V194H127V192L125 191V193H120V192H117V194L115 195V197L113 198V199H109V196H106V200H108L109 199V201L111 202V204L114 206V208H117V207H119V208H117V209H115L116 210V212H117V214H118V217L119 218H121V217H123V218H121V219H123L125 222H126V225L127 224H129L128 225V227L129 228H131V223H133L134 221H128L129 219H127V217H128V214L127 215H125L126 213H127V209H130L131 208V206H133L132 205V202H133V200H136L137 199V197H138V195L140 194V190H141V192L144 194V192H146L145 190L147 189V192H148V189H150L151 188V186H150V184H148L147 186ZM163 185V187H162V185ZM167 184V185H166ZM177 184V185H176ZM186 184H187V186H189V188L188 187H186ZM201 184L203 185L202 187L203 188H201ZM207 184H209L208 186H207ZM210 184H212L213 185V188H216V189H213V188H209L210 187ZM256 184V185H255ZM8 186V189H7V187H5V186ZM33 185V186H32ZM41 185H44V186H41ZM53 185V186H52ZM56 185V186H55ZM59 185V187H57ZM143 185H144V187H148V188H146V189H143ZM161 185V186H160ZM174 185H175V187H174ZM212 185H211V187H212ZM15 186V187H14ZM17 186V187H16ZM158 186H159V189H158ZM174 188H173V187ZM177 186V187H176ZM182 186H183V188H182ZM191 186V187H190ZM205 186H207V187H205ZM236 186V187H235ZM4 187V188H3ZM23 189H22V188ZM36 187V188H35ZM42 187H44V188H42ZM48 187V188H47ZM52 187V188H51ZM162 187V189H160ZM165 187V188H164ZM171 187V188H170ZM179 187H180V189H182L181 191L182 192H186V194H181L180 193V190H179ZM240 187V188H239ZM260 187V188H259ZM3 188V189H2ZM14 189V190H12V189ZM29 188V189H28ZM34 188V189H33ZM51 188V189H50ZM54 188V189H53ZM58 188V189H57ZM164 188V189H163ZM166 188H167V191H166ZM168 188H169V190H168ZM184 188H186L184 191H183V189ZM190 188H192V189H190ZM199 188H201L200 190H197V189H199ZM208 189V191H207V189ZM218 188H220V189H218ZM233 188V189H232ZM239 188V189H238ZM19 189H21L23 192H21V190H19ZM28 189V190H27ZM59 189H64V190H60V192H59ZM67 190V192H66V190ZM143 189V190H142ZM171 189H173V192H172V190ZM178 189V190H177ZM189 189L191 190V191H189ZM212 189V190H211ZM223 189L225 190V191H223ZM236 189V190H235ZM255 189V190H254ZM4 190H6V191H4ZM10 190V191H9ZM24 190H27L26 192L24 191ZM33 190H37V191H33ZM44 190V191H43ZM53 191L54 190V192H53V194H52V192L50 193V191ZM57 192H56V191ZM78 189H76V191H77ZM131 190V191H130ZM159 190V191H158ZM161 190V191H160ZM162 190H163V192H162ZM174 190H176V191H178V194H177V197H176V191H174ZM215 190V191H214ZM219 190H222V191H219ZM234 190V191H233ZM252 190V191H251ZM45 191H47V193L45 192ZM134 191V192H133ZM158 191V192H157ZM200 193H199V192ZM227 191H228V193H227ZM229 191H231V192H229ZM250 191V192H249ZM254 191H256V194H255V192ZM262 191V192H261ZM34 193V196L32 195L33 193ZM46 194H45V193ZM62 192V193H61ZM139 192V193H138ZM147 192L145 193V195H147ZM161 192V193H160ZM193 193L192 195H190V198H189V194L190 193ZM208 192H211L210 194H211V197H216V198H220V195H221V197L223 196L224 197V195H225V197H230V196H232L231 198H225L226 199V201H227V203H231V205L232 206H230L229 204H228V206H226V204L227 203H220L219 201H210V194H208ZM216 192H217V194H216ZM225 192V193H224ZM233 192H235L236 193V195L235 194H233ZM260 192V193H259ZM13 193V194H12ZM37 193H39V194H37ZM44 193V194H43ZM50 193V194H49ZM65 193V194H64ZM132 193V194H131ZM135 193H137V194H135ZM141 193V194H142ZM160 193V194H159ZM188 193V194H187ZM197 193H198V195H197ZM205 193V194H204ZM213 193V194H212ZM220 193V195H218ZM224 193V194H223ZM232 193V194H231ZM243 193V194H242ZM244 193H245V195H244ZM254 194L253 196H251L250 194ZM41 194V195H40ZM55 194H56V196H55ZM60 194V195H59ZM69 194V195H68ZM119 194H121V195H119ZM173 194V195H172ZM179 194H180V196H179ZM200 194H203L202 196H200ZM208 194V195H207ZM241 195V196H239V195ZM9 197H8V196ZM45 196V197H43V196ZM47 195V196H46ZM50 195V196H49ZM60 196V198H59V196ZM132 195H133V197H132ZM135 195H137V196H135ZM160 197H159V196ZM181 195L184 197L185 195V197H187V198H185L184 197V199H183V197H181ZM205 195H206V197H205ZM216 195V196H215ZM234 195V196H233ZM247 195H248V197H247ZM249 195L251 196L250 198H249ZM263 195V196H262ZM36 196V197H35ZM41 196V197H40ZM53 196H55V197H53ZM70 196V197H69ZM118 196V197H117ZM125 197V201L123 200V198ZM130 196V197H129ZM135 196V197H134ZM193 196H194V198H193ZM197 196H200V197H197ZM208 196V197H207ZM240 198H238V197ZM243 196H244V198L246 197V199L244 200V199H241V198H243ZM5 197V198H4ZM7 197V198H6ZM14 197V198H13ZM129 197V198H128ZM163 197V198H162ZM173 197H176V199L175 198H173ZM179 197H181L183 200H181ZM236 197V198H235ZM13 198V199H12ZM42 200H41V199ZM64 198V199H63ZM108 198V199H107ZM118 198V199H117ZM121 198V199H120ZM130 200L131 202H127L128 200ZM132 198V199H131ZM163 199L162 201H160L159 199ZM172 198V199H171ZM201 201H199L198 202V199ZM203 199V200H201V199ZM205 198H207V199H205ZM209 198V199H208ZM233 198V199H232ZM252 198V199H251ZM254 198H256L255 200H256V202H254L255 200H254ZM6 199V200H5ZM10 199V200H9ZM49 201H48V200ZM59 199V200H58ZM63 199V200H62ZM65 199H66V201H65ZM150 199H151V201H150ZM153 199H155V200H153ZM158 201H157V200ZM166 199V200H165ZM174 199V200H173ZM179 199H180V201H179ZM189 199V200H188ZM197 200V203H196V200ZM205 199V200H204ZM237 199H239V201H237ZM250 201H248V200ZM262 199V200H261ZM1 200H2V203H1ZM3 200H5V202H3ZM12 200V201H11ZM54 200V201H53ZM58 200V201H57ZM118 200V201H117ZM145 200L144 201H142V202H145ZM153 200V201H152ZM170 200V201H169ZM175 202V200H176V202L175 203H173V201ZM188 200V201H187ZM234 200V201H233ZM241 200V201H240ZM52 203H51V202ZM62 201V202H61ZM77 201H78V203H77ZM122 201H124V202H122ZM147 201V202H148ZM186 201L188 202V203H186ZM190 201H194V202H190ZM206 201H207V203H206ZM230 201V202H229ZM245 201V202H244ZM12 202V203H11ZM67 202V203H66ZM121 202V203H120ZM125 202H127L128 204H126ZM152 202V203H151ZM155 202V203H154ZM157 202H160L161 204H159V203H157ZM178 202V203H177ZM180 202V203H179ZM182 202V203H181ZM241 202V203H240ZM243 202V203H242ZM247 202H249V203H247ZM8 205H7V204ZM24 203V204H23ZM62 205H61V204ZM68 203H72L71 205H70V208H69V204ZM76 203V204H75ZM124 203V204H123ZM131 205H130V204ZM146 203V202H145ZM170 203V204H169ZM173 203V204H172ZM185 203V204H184ZM189 203H191L190 205H189ZM194 203L196 204V205H194ZM201 204V205H198V204ZM206 203V204H205ZM209 203L211 204V205H209ZM235 203V205H233ZM248 205H247V204ZM256 203H257V205H256ZM258 203H262L263 204V206H262V204H259V208H258ZM2 204H5V205H7V206H5V205H3V207H2ZM88 206H87V205ZM143 204V203H142ZM155 204H157V207H156V205ZM165 206H164V205ZM175 204V205H174ZM177 204H179V206L177 205ZM205 204V205H204ZM207 204L209 205V208H207ZM215 204V205H214ZM236 204H237V207H236ZM245 204V205H244ZM253 204V205H252ZM27 205V206H26ZM61 205V206H60ZM75 206V207H73V206ZM82 205H84V206H82ZM121 205V206H120ZM125 205H126V207H125ZM129 205V206H128ZM177 205V206H176ZM184 205H187V206H184ZM218 205V206H217ZM225 205V206H224ZM246 205H247V207H246ZM260 205H261V207H260ZM9 206V207H8ZM59 206V207H58ZM65 206V207H64ZM81 206V207H80ZM87 206V207H86ZM117 206V207H116ZM168 206H169V208H168ZM180 206H182L181 208H180ZM192 206H194V207H192ZM201 206V207H200ZM203 206V207H202ZM206 206V207H205ZM222 206V207H221ZM22 207V208H23ZM64 207V208H63ZM69 208V209H67V208ZM85 207V208H84ZM129 207V208H128ZM162 209H161V208ZM178 207V208H177ZM186 207V208H185ZM191 207V208H190ZM198 207V208H197ZM211 207H212V209H211ZM236 207V208H235ZM254 207H256V208H254ZM23 208V209H24ZM32 208H34L33 210H32ZM57 208V209H56ZM72 208V209H71ZM74 208H76V210L78 209V211H76ZM82 208H83V210H82ZM105 208V209H104ZM157 210H156V209ZM161 210H159V209ZM166 208H167V210H166ZM177 208V209H176ZM189 208H190V210H189ZM200 208V209H199ZM202 208V209H201ZM207 209V211H206V214L204 213L203 214V210L204 209ZM223 208H224V211H223ZM3 209H4V211H3ZM26 209L28 210V212H29V210H30V212L29 213H27V211H26ZM62 209V210H61ZM164 209V210H163ZM173 210V212H172V210ZM178 211L177 213H176V211ZM187 210V212H186V210ZM205 209V210H206ZM211 209V210H210ZM215 209V210H214ZM232 209V210H231ZM32 210V211H31ZM38 212H37V211ZM66 210H68V211H66ZM73 210H75V211H73ZM81 210H82V212H81ZM104 212H103V211ZM118 210V211H117ZM122 211V213H121V211ZM127 210V211H126ZM153 210H151L152 212H153ZM166 213V215H165V213L163 214V211ZM171 210V211H170ZM179 210H180V212H179ZM183 210H184V212H183ZM192 210V211H191ZM195 210L196 211H200V212H202V213H198V212H195ZM214 212H213V211ZM225 210H226V212H225ZM8 211V210H7ZM40 211H41V213H40ZM64 213H63V212ZM80 211V212H79ZM100 212L101 214H98L97 212ZM126 212L125 214H123L124 212ZM181 211H182V213H181ZM191 211V212H190ZM209 211H211L212 213H209ZM217 211V212H216ZM228 211V212H227ZM232 211V212H231ZM237 211V212H236ZM261 211V212H260ZM11 212V213H12ZM67 212H68V214H67ZM96 212V213H95ZM102 212L105 214V213H107V214H102ZM159 212H160V214H159ZM172 213L173 214V216H172V214H170V213ZM185 212H186V214L187 213H191L192 214V212H194L195 213V216H194V214H193V221H195L194 219H199V221H196V224L194 225V228H193V225H187L184 229L183 228H181L180 229V227H181V225L183 224V223H185V221H186V219H185ZM205 212V211H204ZM219 212V213H218ZM223 212V214H221ZM231 212V213H230ZM233 212H234V214H233ZM236 212V213H235ZM1 213V214H2ZM34 213V214H33ZM47 213V214H46ZM69 213H71L70 215H69ZM78 213H80L79 215H78ZM162 213V214H161ZM170 215V216H168V214ZM181 213V214H180ZM198 213V214H197ZM216 213V214H215ZM225 213H227L226 215H225ZM241 213V214H240ZM246 213V214H245ZM29 214H30V216H29ZM35 214H37V216L35 215ZM63 214V215H62ZM67 214V215H66ZM75 214H77L78 216H76ZM177 214H179V215H177ZM200 214V215H199ZM212 217H210L209 215ZM221 214V215H220ZM237 214V215H236ZM238 214H240V215H238ZM32 215V216H31ZM59 215V216H60ZM65 215V216H64ZM106 215H107V217L110 219H107V217H106ZM121 215V216H120ZM163 215V217H161ZM165 215V216H164ZM177 215V216H176ZM208 216V219H207V216ZM219 215V216H218ZM222 215H223V217H222ZM235 215V216H234ZM241 215H243V216H241ZM39 216H41V217H39ZM44 216V217H43ZM76 216V217H75ZM99 216V217H98ZM127 216V217H126ZM180 216V218H177V217H179ZM198 216V217H197ZM202 216V217H201ZM205 216V217H204ZM216 216H217V218H216ZM221 216V218L219 219V217ZM238 216H240L239 218L240 219H237V217ZM70 217V218H69ZM167 217V218H166ZM168 217H169V219H168ZM171 217V218H170ZM199 217H201V218H199ZM230 217H232V218H230ZM233 217H235L234 218V220H232L233 219ZM245 217V218H244ZM261 217L263 218V219H261ZM35 218H36V220H35ZM102 218V219H101ZM135 218H138V216L137 217H135ZM162 218V219H161ZM163 218H165L166 219V221L163 219ZM177 218V219H176ZM184 218V219H183ZM203 218H205L204 219V221H202L203 220ZM224 218V219H223ZM225 218L226 219H228V220H225ZM255 218V219H254ZM30 219V220H29ZM33 219H34V221H33ZM49 219V220H48ZM92 219H94L93 221H92ZM99 219V220H98ZM108 220V221H104V220ZM171 219V220H170ZM173 219V220H172ZM209 221V223H207L208 221ZM214 219H216L215 221H214ZM229 219L230 220H232V221H229ZM246 219V220H245ZM262 220V222H263V224H262V222L261 221H259V220ZM31 222H29V221ZM47 222H46V221ZM72 220V219H71ZM89 220H90V222H89ZM98 220V221H97ZM101 220H102V222H101ZM160 220V221H159ZM178 220H180L179 222H178ZM184 220V221H183ZM210 220H212V221H210ZM222 220V221H221ZM224 220V221H223ZM254 220H256V221H254ZM35 223V224H33V222ZM104 221V222H103ZM169 221H170V223H169ZM172 221V222H171ZM200 221H202V222H200ZM205 221H207V222H205ZM235 221V222H234ZM238 221V222H237ZM243 221V222H242ZM259 221V222H258ZM23 222V223H22ZM26 222H27V224H26ZM46 222V223H45ZM98 222H100V223H98ZM157 222H158V224H157ZM162 222V223H161ZM168 222V223H167ZM183 222V223H182ZM198 222V223H197ZM214 222H215V224H214ZM221 222L223 223V224H221ZM228 222L231 224H228ZM237 222V223H236ZM241 222V223H240ZM254 222H256V223H254ZM260 222H261V226L259 225L260 224ZM20 223H22V227H21V224ZM30 223V224H29ZM38 223V226L36 225ZM44 223V224H43ZM49 223V224H48ZM104 223V224H103ZM108 223V224H107ZM111 223H113V225L111 224ZM156 223V224H155ZM181 223V224H180ZM202 224V225H200V224ZM205 223H207L208 224V226H210V228L207 226V229H209L210 230V232L212 233V232H216L215 234H213L212 233V237H210V235L207 237V235H208V233H207V231H205L206 230V226L204 225ZM216 223H217V225H216ZM224 223H225V225H227V226H224ZM251 223H252V225H251ZM20 224V225H19ZM51 224V225H50ZM53 224H55V226H53ZM93 224V225H92ZM95 224V225H94ZM100 224H103L102 225V227L103 228H100L99 226H101ZM115 224V225H114ZM155 224V225H154ZM174 224H175V226H174ZM177 224V225H176ZM180 224V225H179ZM199 224V225H198ZM220 224H221V226H220ZM7 226V229H6V226ZM10 225V226H9ZM14 225H15V227H14ZM34 225V226H33ZM44 225V226H43ZM47 225V226H46ZM173 227H172V226ZM197 225V226H196ZM212 225V226H211ZM223 225V226H222ZM233 225H235V226H233ZM253 225H255L254 226V228H255V231H258V228L260 229V227H261V229L258 231V232H260V239L257 237H254L253 235V233H254V228H253ZM18 226H20V227H18ZM27 226V227H26ZM40 226H42V228L44 227V230L42 229V232L43 233H41V227ZM46 226V227H45ZM86 226V227H85ZM90 226V227H89ZM106 226H107V228H106ZM113 226V227H112ZM166 226V227H165ZM169 226V227H168ZM171 226V227H170ZM196 226V227H195ZM199 226V227H198ZM202 226H203V228H202ZM214 226H216V227H214ZM218 226H219V228H218ZM228 226H229V230L228 229H226V227L228 228ZM237 226V227H236ZM250 226V227H249ZM263 226V227H262ZM9 227V228H8ZM11 227H13V228H11ZM17 227H18V229H17ZM30 227V228H29ZM59 227L61 228V229H59ZM85 227V228H84ZM96 227H99V228H96ZM191 229H190V228ZM232 229H231V228ZM252 227V228H251ZM4 228V229H3ZM50 228V229H49ZM52 228V229H51ZM54 228V229H53ZM106 228V229H105ZM155 228V229H154ZM172 228V229H171ZM196 228V229H195ZM224 228V230H222ZM248 228V229H247ZM249 228H251V230L249 229ZM263 228V229H262ZM6 229V230H5ZM12 229V230H11ZM16 230L17 232H14V230ZM26 229H27V232H26ZM35 230V231H33V230ZM58 229V230H57ZM84 229H86V230H84ZM90 229V230H89ZM100 229H101V231H100ZM110 229H112V230H110ZM132 229L134 230L135 229V223L132 225ZM144 229H146V230H144ZM153 229H154V231H153ZM193 229H195V230H193ZM199 229H200V231H201V233H199L200 231H199ZM205 229V230H204ZM217 229V230H216ZM219 229V230H218ZM221 229V230H220ZM257 229V230H256ZM5 230V232L7 231V233H5V232H3ZM9 230V231H8ZM18 230H21V232L20 231H18ZM46 230H48V231H46ZM55 230V231H54ZM60 230V231H59ZM62 230V231H61ZM76 230H77V233H76ZM78 230H81V231H78ZM88 230V231H87ZM103 230V231H102ZM105 230V231H104ZM115 230V231H114ZM132 230V231H133ZM183 230V231H182ZM191 230V231H190ZM198 230V231H197ZM214 230V231H213ZM226 230H227V232H226ZM250 230V232L248 233V231ZM252 230H253V232H252ZM12 231V232H11ZM50 231V232H49ZM87 232V233H84V232ZM95 232V234H93L94 232ZM114 231V232H113ZM153 231V232H152ZM182 231V232H181ZM187 231V232H186ZM194 231V232H193ZM196 231V232H195ZM231 233H230V232ZM246 231V232H245ZM34 234H32V233ZM52 232V233H51ZM59 232V233H58ZM64 232H66V233H64ZM81 232V233H80ZM91 232H93V233H91ZM99 232V233H98ZM102 232V233H101ZM139 232H141V233H139ZM189 232V233H188ZM252 232V233H251ZM3 233V234H2ZM13 233H14V235H16V236H14L13 235ZM40 233V234H39ZM49 235V236H47V234ZM53 233H55V235L53 234ZM86 234L85 236H84V234ZM89 233H90V235H89ZM107 233H108V235H107ZM112 233V234H111ZM113 233H115L117 236H116V238H115V234H113ZM138 233V234H137ZM145 233V234H144ZM182 233V234H181ZM188 233V234H187ZM198 233V234H197ZM204 233V234H203ZM205 233H206V235H205ZM229 235H228V234ZM248 233V234H247ZM5 234H7V235H5ZM29 234V235H28ZM31 234V235H30ZM39 234V235H38ZM44 235V237H43V235ZM46 234V235H45ZM50 234H51V236H50ZM58 234V235H57ZM61 234H63L62 236H60ZM68 234V235H67ZM75 234H76V237H75ZM77 234H79L80 235V237L82 238V236H83V240L82 239H80V237H78V235ZM103 234H104V236H103ZM105 234H106V236H105ZM149 234V235H148ZM178 234L180 235L179 237H178ZM202 234V235H201ZM221 234V235H220ZM227 235V236H225V235ZM236 234V235H235ZM246 234H247V237H246ZM252 234V235H251ZM3 237H2V236ZM40 235H41V238H40ZM113 237H112V236ZM139 235V236H138ZM144 235V236H143ZM184 235V236H183ZM186 235H187V237H186ZM191 235V236H190ZM205 235V237H203ZM6 238H5V237ZM10 236V237H9ZM12 236H14L15 238H12ZM32 236V237H31ZM47 236V237H46ZM57 236V237H56ZM70 237L71 236V238L69 239L68 237ZM95 236V237H94ZM109 236V237H108ZM138 236V237H137ZM150 236V237H149ZM177 237V239H176V237ZM218 236H221V237H218ZM222 236H223V238L227 241H225L223 238H222ZM230 238H229V237ZM234 236V237H233ZM252 236H253V238H252ZM25 237V238H24ZM27 237H29V238H27ZM30 237L32 238V239H30ZM35 239H34V238ZM42 237H43V239L44 240H42ZM45 237H46V239H45ZM51 237H52V239H51ZM56 239V241L53 243V241H54V238ZM61 237V238H60ZM64 237V239H62ZM68 239H67V238ZM103 237V238H102ZM105 237H107L105 240H104V238ZM110 237H112L111 239H110ZM132 237V238H131ZM143 237V238H142ZM149 237V238H148ZM156 239H155V238ZM158 237V238H157ZM194 237V238H193ZM203 239H202V238ZM228 237V238H227ZM233 237V238H232ZM250 237V238H249ZM262 237V238H261ZM9 240H8V239ZM12 238V239H11ZM26 239V240H24V239ZM48 238H50L49 240H48ZM60 238V239H59ZM67 239V241H66V239ZM77 238V239H76ZM85 238H87V239H85ZM101 238H102V240H101ZM135 238V239H134ZM186 238H187V240L188 241H186ZM201 238V239H200ZM206 238V241L204 240ZM208 238V239H207ZM213 238V239H212ZM214 238H216V239H214ZM247 238V239H246ZM254 238H255V240H254ZM5 239V240H4ZM7 239V240H6ZM13 241V239H15L16 241H18V240H20L21 239V241H18V242H15V240L12 242L11 240ZM27 239H28V241H27ZM40 239V240H39ZM58 239V240H57ZM74 240V242H75V244H74V242H73V240ZM91 239H93V240H91ZM110 239V240H109ZM118 239V240H117ZM141 239H142V241H141ZM149 239V240H148ZM153 239H155V240H153ZM178 239H179V241H178ZM182 239V240H181ZM185 239V241H183ZM191 239V240H190ZM195 239H197V240H195ZM219 239H220V241H219ZM224 241H223V240ZM233 239V241H231V240ZM249 239V241L251 240V242H249V241H246V240H248ZM257 239H259V241H256ZM24 240V241H23ZM33 241V242H30V241ZM51 240H52V242H51ZM66 241L64 244H63V242L64 241ZM70 240H72V241H70ZM75 240H77V241H75ZM91 240V241H90ZM101 240V241H100ZM133 240V241H132ZM137 240V241H136ZM150 240H153V241H151L150 242ZM176 240V241H175ZM205 242H204V241ZM214 242H213V241ZM217 240V242H215ZM253 240V241H252ZM260 240H262L261 242H260ZM7 241H9L8 243H7ZM39 241V242H38ZM44 241V242H43ZM49 241V242H48ZM59 241V242H58ZM88 241H90V242H88ZM104 241H106V242H104ZM110 241V242H109ZM112 241H114V242H112ZM139 241H141V242H139ZM149 241V242H148ZM178 241V242H177ZM194 241V242H193ZM211 241V242H210ZM219 241V242H218ZM229 241V242H228ZM235 241V242H234ZM256 241V242H255ZM30 242V243H29ZM51 242V243H50ZM61 242V243H60ZM72 242V243H71ZM127 242V243H126ZM132 242H134V244L132 243ZM138 242V243H137ZM198 244H197V243ZM258 242V243H257ZM28 243H29V245H28ZM38 243V244H37ZM84 243H85V245H84ZM88 243V244H87ZM113 243V244H112ZM124 243V244H123ZM140 243H142V244H140ZM145 243V244H144ZM146 243H148V244H146ZM180 243V244H179ZM200 243V244H199ZM203 243V244H202ZM214 243V245H212ZM255 243V244H254ZM262 243V244H261ZM14 245V247H12L13 245ZM37 246H36V245ZM51 244L52 245H54L55 244V246H56V248L57 247H59L58 249H56V248H54L55 246H51ZM56 244H59V245H56ZM81 244V246H79ZM90 244V245H89ZM112 246H111V245ZM187 244H189V245H187ZM261 244V245H260ZM7 245V246H6ZM9 245V246H8ZM12 245V246H11ZM61 245V246H60ZM62 245H65V247L63 246L62 247ZM66 245L68 246V248L66 247ZM70 245V246H69ZM72 245V246H71ZM103 245H104V247H103ZM107 245V246H106ZM121 245H123V246H121ZM136 245V246H135ZM140 245V246H139ZM142 245V246H141ZM147 245V246H146ZM154 246V249L152 248V246ZM203 246V247H201V246ZM208 245L210 246V247H208ZM262 247H260V246ZM16 246V247H15ZM17 246H19V247H17ZM29 246V247H28ZM33 246V247H32ZM36 246V247H35ZM73 246H75V248H73ZM86 246V247H85ZM88 246H90L91 247V251H93V252H91L90 251V247L88 248ZM114 246V247H113ZM134 246V247H133ZM146 246V247H145ZM197 247V249H195L196 247ZM199 246H200V248H199ZM207 246V247H206ZM7 247V248H6ZM21 247H23V248H21ZM32 247V248H31ZM38 247H40V250H39V248ZM51 247L52 248H54V249H51ZM69 247H70V249H69ZM102 247V248H101ZM134 249H133V248ZM145 247V248H144ZM215 247H217V248H215ZM12 248V249H11ZM14 248H16V249H14ZM27 250H26V249ZM34 248V249H33ZM48 252H46V251H44V252H42L44 249ZM61 248H62V250H61ZM65 248H67V249H65ZM73 248V249H72ZM81 248V249H80ZM110 248H112V249H110ZM137 249V251H136V249ZM143 248V249H142ZM198 248H199V250H198ZM208 248V249H207ZM8 249V250H7ZM10 249V250H9ZM19 249V253H18V250ZM24 249L26 250V252L24 251ZM87 249V251L86 252H84L85 250ZM109 249V250H108ZM127 249V250H126ZM153 249V250H152ZM214 249V250H213ZM216 249V250H215ZM5 250V251H4ZM15 253V255H13L14 253L12 252V251ZM15 250V251H14ZM31 252H30V251ZM37 250V251H36ZM60 250H61V252H60ZM63 250H64V252H63ZM75 250V251H74ZM82 250V251H81ZM105 250V251H104ZM112 250V251H111ZM148 250V251H147ZM189 250V251H188ZM196 250V251H195ZM198 250V251H197ZM23 251V252H22ZM33 251V252H32ZM54 251V252H53ZM76 251H79V252H77V254H78V256H76L77 254L76 253H74V252H76ZM99 251V252H98ZM116 251V252H115ZM124 251V252H123ZM135 251V252H134ZM139 251H140V253H139ZM146 251V252H145ZM178 251V252H177ZM194 251H195V253H196V255H195V253H194ZM3 252H4V254H3ZM9 252H12V253H9ZM25 252V253H24ZM39 252V253H38ZM53 252V253H52ZM58 252H59V255L61 256H59L58 255ZM62 252H63V254H62ZM96 252H98V253H96ZM112 252H114L113 254H115V255H113L112 254ZM120 252H121V254H120ZM127 252V253H126ZM154 252V253H153ZM158 253V254H156V253ZM161 252V253H160ZM193 252V253H192ZM202 252V253H201ZM204 252V253H203ZM31 253V254H30ZM44 253H47V255L46 254H44ZM75 255H74V254ZM81 253H84L83 255L81 254ZM88 253V254H87ZM96 253V254H95ZM110 253V254H109ZM117 253V254H116ZM119 253V254H118ZM122 253H124V254H122ZM152 253V254H151ZM188 253V254H187ZM191 253V254H190ZM199 253V254H198ZM6 254V255H5ZM19 254H20V256H19ZM36 254H38V255H36ZM40 254V255H39ZM42 254H44L43 256H41ZM64 254H65V256H64ZM85 254H86V256H85ZM89 254H91V255H89ZM95 254V255H94ZM136 254V255H135ZM140 254V255H139ZM174 254V255H173ZM176 254V255H175ZM202 254V255H201ZM263 254V255H262ZM3 255V257H1ZM10 255V256H9ZM25 255V256H24ZM56 255H57V257H56ZM63 255V256H62ZM70 255V256H69ZM88 255L90 256L89 258H88ZM108 255V256H107ZM110 255V256H109ZM123 255H124V257H123ZM130 255V256H129ZM138 255V256H137ZM153 255V256H152ZM261 255V256H260ZM9 256V257H8ZM17 256H19V258H17ZM23 256H24V258L25 257H27V259L25 258V260L23 261ZM34 258H33V257ZM68 256V257H67ZM97 256H99V257H97ZM106 256V257H105ZM112 256V257H111ZM119 258H118V257ZM145 256V257H144ZM158 256H160L159 258H158ZM161 256H162V258H161ZM171 256V257H170ZM188 256V257H187ZM193 256V257H192ZM199 256H202V257H199ZM212 258H210V257ZM215 256V257H214ZM226 256V257H225ZM8 259H7V258ZM37 257L39 258L38 260H37ZM41 257V258H40ZM57 258V259H54V258ZM66 257V258H65ZM73 258V259H71V258ZM83 257H85V258H83ZM95 257V258H94ZM101 257V258H100ZM105 257V258H104ZM121 257V258H120ZM122 257H123V259H122ZM129 257V258H128ZM153 257H155V259L153 258ZM156 257L158 258V259H156ZM164 257H165V262H163L164 260ZM199 257V258H198ZM261 257V258H260ZM10 258V259H9ZM12 258V259H11ZM30 258H33V259H30ZM65 258V259H64ZM75 258V259H74ZM80 258V259H79ZM98 258V259H97ZM103 258H104V260H103ZM106 258H107V261H106ZM151 258V259H150ZM161 258V259H160ZM193 258V259H192ZM215 258V260L213 261V259ZM218 258V259H217ZM221 258V259H220ZM228 258H230V259H228ZM4 259H6V260H4ZM15 260V262H13L14 260ZM22 259V260H21ZM31 261H30V260ZM62 259V260H61ZM83 259L85 260V259H91V260H89L88 262H87V260H85V261H83ZM92 259H93V261H92ZM101 260V262H100V260ZM120 259V260H119ZM127 260V262L125 261V262H123L124 260ZM136 259V260H135ZM138 259V260H137ZM140 259V260H139ZM144 259V260H143ZM171 259V260H170ZM186 259V260H185ZM188 259V260H187ZM196 259V260H195ZM225 259V260H224ZM21 260V262L20 263H18L19 261ZM33 260V261H32ZM58 260H60V261H58ZM67 260V261H66ZM75 260V261H74ZM79 260H80V262H79ZM82 260V261H81ZM113 260V261H112ZM116 260V261H115ZM135 260V262H133ZM162 260V261H161ZM170 260V261H169ZM175 260V261H174ZM203 260V261H202ZM207 260V261H206ZM227 260H229V262L227 261ZM7 261V262H6ZM58 261V262H57ZM79 263H78V262ZM91 261V262H90ZM95 261V262H94ZM97 261V262H96ZM99 261V262H98ZM123 263H122V262ZM133 263H132V262ZM139 261V262H138ZM156 261H157V263H156ZM169 261V262H168ZM183 261H184V263H183ZM188 261V262H187ZM191 261V262H190ZM194 261H196V262H194ZM217 261H220V263H218ZM227 263H226V262ZM232 261V262H231ZM5 262V263H4ZM22 262H24V263H22ZM51 262V263H50ZM55 262V263H54ZM63 262H65V263H63ZM67 262V263H66ZM82 262V263H81ZM86 262V263H85ZM94 262V263H93ZM114 262V263H113ZM210 262V263H209ZM217 262V263H216ZM31 263V264H32ZM102 263V264H103Z\"/></svg>","mask_w":264,"mask_h":264},{"label":"bare ground","instance_id":"2","mask_svg":"<svg viewBox=\"0 0 264 264\" xmlns=\"http://www.w3.org/2000/svg\"><path fill=\"white\" fill-rule=\"evenodd\" d=\"M95 1H98V0H95ZM94 1V2H95ZM100 1V0H99ZM105 3H106V0H103ZM109 1V0H108ZM119 2H117V6L115 5V8H111V7H109V5L107 6V7H105V8H103V9H99L98 7H96V4H92V8L90 7L89 8V10H88V14H86L85 15V13L84 14H82V16H84V17H82L81 16V18H82V22H81V24L79 25V27L78 28H76L77 29V32H75L74 30H72V32L74 31L75 33H65L64 35L62 34V36H60V34L61 33H59V35H56V37H58V38H54V36L53 35H51V37L53 36V39L56 41V43L54 42V40H53V42L55 43V44H57V43H59L61 46H63L64 48H66V49H70L71 50V48H72V50L74 49V52H76L79 56H81L80 57V60H76L75 61V59L76 58H74L73 60H69L68 59V57H67V59H66V61H67V63L66 64H63V66H62V63H60L61 64V66L62 67H59V68H61V71L59 72H57L59 75L56 77V80H59L58 82H60V81H62V82H64L66 85H70L75 91H74V93H75V99L77 100V102H85L86 103V106L85 107H83V108H81V107H79V105H78V107H76L75 109H73L74 110V114H73V112H72V114H73V116H72V114H71V111L69 110V108H67L68 110H66V112L64 111L63 113H64V115H63V113L59 110L60 108H58V114H59V112L61 113V115H58V116H60V118H61V116L63 115V117H62V121H63V124L62 125H60L59 124V126L58 127H56L55 126V124H54V126H55V128H58V129H56L57 131L59 130V132L57 133V134H59L58 136V140H57V134L54 136L55 137V139L57 140V142L59 141L61 144H59V145H61L60 146V148H59V151L61 150V153L62 154H58V158H60L59 157V155H63V158L62 159H58V160H60L58 163H54L55 161H53V160H49V158H51V157H49L48 158V155H47V158H48V163H47V169H48V172L50 173V175H51V173H52V175L54 174V173H57V174H60V182L59 183H61V185H63L64 186V188H68L67 190H68V192L70 193V195H71V193L73 194V197H72V195H71V197H72V199L71 200H73V198H75L76 200L78 199V201L80 202L79 204L81 205V204H84V203H91V205L85 210V212H84V214H83V216H81V217H79L78 219H75V220H73V218L74 217H72L71 219H69V220H66V217H65V219H64V217H61V215L59 216L55 211H54V209H53V205H51V207L50 206H48V205H46V204H43V203H40V202H38V200L37 199H35L34 197H32V196H30L29 195V193L27 194L26 193V195L25 194H22V195H18L17 197H13L12 199H13V201L15 202V204L17 205L16 207L18 208V210L17 211H15V212H12L11 210H14V209H12L11 208V206H10V208L9 209H7L6 210V212L7 213H2V210L0 211V229H2L1 227H4L3 225L4 224H17V223H19L20 221H21V219H22V217H23V219H27V214H26V212L24 211L25 210V208L22 206V202H27V205H29V207H30V205H36V207H37V209L39 208V210H41V211H43L44 212V210L45 211H47L50 215L49 216H51V218H52V221H53V223H56L57 225H59L61 228H63V229H66V228H68L70 231H71V233L72 234H70L71 236L73 235V233H75V229L76 228H78L80 225H82L83 224V222L85 221V218L87 217V218H90L93 214V209L94 208H96L97 210L99 209V207H101V206H103V207H108V213L110 214L111 213V215H113V213H112V211H111V209L115 212L114 213V216L116 215L117 216V218L114 220L113 218L114 217H112L111 216V220L113 221V223H117L118 225H117V235H118V237L117 238H119L120 239V242H124L125 240H129V237H127V236H131L132 234H134L135 233V231L138 229V228H140V227H146L147 228V230H148V227H151L152 226V224H153V222L154 221H156V217H158L157 215L158 214H156L155 215V213H156V211L155 210H153V207H154V204H153V207H152V205L149 203V201L148 200H145V198L146 199H148V197L150 198V196H151V198H157V197H155V190L154 189H156L157 190V184L158 183H160V182H158V181H161V182H164V181H162V180H164L166 177H165V173L163 174V175H161V178H162V176H164V179H160L159 180V178L160 177H158L159 175L157 174V170H156V174L158 175V176H156V174H155V172H154V174L152 173L153 171L151 170L152 169V164H153V158H154V156L156 155V153H158L159 152V149L160 148H162V149H160V153H161V151H163L162 153H164L165 152V150L163 149V144H162V146L163 147H161V146H157L159 143V141H158V136H157V139H155V137H154V139L155 140H157L158 142H156V146L155 145H153L152 146V144L150 145L149 144V139H150V137L154 134L153 132H155L156 131V129H162V128H160V126H161V124L158 122V124H160V125H156V127H155V125H154V123L156 122V119H157V117L160 115V113L161 112H163V111H165V110H168V112H170L169 111V109L170 108H172V106L174 107V104H175V102H177L178 101V99H185V97L187 96V94H188V89H192V87H194V85H196L198 82H200L199 80H198V82H196L197 81V79L195 78L194 80H196V81H194L196 84H193L194 82L191 80V82H193V83H191L190 81L188 82V80L187 79H185V77H183L186 73H178V75H179V77H180V82H179V84H177V86H175L174 84H175V82L174 83H171V81L172 80H174L175 81V79H176V82H177V79H179V77L178 78H175V77H177V72H174V70L175 71H178V72H180L179 71V69L181 68H179V66H180V63H179V61L181 62V63H183V61H184V59L180 56L181 54H183V52H185L183 49H182V47H180L179 45H178V43L180 42L181 43V41H179V39L181 38V36H180V38H179V35H180V33L178 32V34H177V28H179V27H176L175 28V20L173 21V19L172 20H167L166 19V16H164V13L162 14L161 13V11L160 10H157V12L156 11H154L155 13H150L152 10H151V8H152V3L154 2V4H156L155 2L157 1V0H118ZM160 1V0H159ZM172 2H174L175 3V7L176 8H178V10L179 9H182L183 10V8H184V11H185V4L183 3V1L184 0H171ZM185 1H187V0H185ZM199 1V5H198V7H200V9L201 10H206L207 8H208V10H206L207 12H211V9L212 8H210L211 6H212V2L210 1V0H198ZM197 1V2H198ZM232 1V0H231ZM235 1V6H234V9L232 8L233 6H232V4H231V8H232V10H231V12H230V16H228L229 18H231V19H229V18H223V19H221V20H219V24H221V25H223V24H225V25H223V27H221V25L219 26L221 29L222 28H225V30H226V33H227V30L228 31H230V30H232V29H230V26H231V28H232V26H235V25H237V27H238V29L239 28H241L240 26H242V25H244V26H247V29H245V31H243V32H241V33H239L240 34V36H239V38L237 37L236 38V40L237 39H239L238 41H234L233 39L231 40L232 41V43L231 44H233L232 45V47L234 46V45H237V49L239 50V52H241V56H243L244 57V55L246 54V53H248V54H246V55H250V57L252 58L253 56H254V52L252 51V46L254 45H252L251 43H252V41L250 40V29H253L254 28V23L251 21V17H252V14L253 13H251L250 11H249V13H245V11L243 12V17L241 18V16H242V13H241V16H240V14H238V12L240 11L239 10V5L237 4V2H236V0H234ZM238 1V0H237ZM13 2V5H16V7L18 8V6H21V5H19L20 3L19 2H17L16 4H14V2L15 1H12L11 0V3ZM52 2H53V0H52ZM55 2H56V0H55ZM54 2V3H55ZM110 2H111V0H110ZM161 2H162V0H161ZM93 3V2H92ZM160 3V2H159ZM163 4L165 3L164 1L162 2ZM189 3V6H190V1L188 2ZM232 3H233V1H232ZM260 3V2H259ZM50 4H52L51 2H50ZM98 4H99V2H98ZM103 4V6H105L104 5V3H102ZM106 4H108V3H106ZM187 4V3H186ZM216 4V3H215ZM260 4H263V3H260ZM12 5V6H13ZM254 5V4H253ZM264 5V4H263ZM262 5V6H263ZM12 6H10V9H11V7ZM47 6V5H46ZM53 6V5H52ZM155 6V5H154ZM157 6V5H156ZM159 6V5H158ZM173 6V7H174ZM207 7L206 9L205 8H202V7ZM236 6H238V7H236ZM13 7H15V6H13ZM15 7V8H16ZM160 7H161V5H160ZM236 7V8H235ZM246 7V6H245ZM249 7L251 8V6H247L246 8H248V10H250L249 9ZM253 7V6H252ZM258 7L259 8H261V5H258ZM14 8V9H15ZM49 8H50V6H49ZM163 8H165V7H163ZM187 8V7H186ZM190 8V7H189ZM188 8V9H189ZM210 8V9H209ZM1 10H2V8H0ZM8 9V8H7ZM42 9V8H41ZM51 9V8H50ZM129 10V11H131L130 12V14H129V11H127L128 13H126V11L124 12V10ZM162 9V8H161ZM171 9V8H170ZM188 9H187V11H188ZM199 9V12L201 11ZM241 9V8H240ZM245 9V8H244ZM262 9H264V8H262ZM261 9V12H259L260 14H258V15H260L261 17L259 18V20L261 21V23L263 24L264 22V10H262ZM5 9H3V11H4ZM52 10H53V8H52ZM151 10V11H150ZM154 10V9H153ZM164 10V9H163ZM163 10H162V12H163ZM176 9L174 8V11H175ZM177 10V11H178ZM246 10V9H245ZM259 10V9H258ZM13 11H15V10H13ZM17 11V10H16ZM167 11H168V9H167ZM183 11V12H184ZM189 11H191V10H189ZM205 11V12H206ZM247 11V10H246ZM251 11H252V9H251ZM2 12V11H1ZM8 13H9V10L7 11ZM7 12H6V14L5 15H7ZM46 12V11H45ZM52 12V11H51ZM54 12V11H53ZM82 12V11H81ZM179 12H180V10H179ZM182 12V13H183ZM3 14L5 13V12H2ZM201 13V12H200ZM199 13V14H200ZM204 13V12H203ZM240 13V12H239ZM244 13H245V15H244ZM40 14H42V12L40 13ZM202 14V13H201ZM201 14H200V16H201ZM211 14H213V13H211ZM206 15V14H205ZM254 15V14H253ZM46 16V15H45ZM48 16V15H47ZM79 16V15H78ZM208 16H211V15H209L208 14ZM208 16H206V18H205V16H203V23H205V24H207L208 25V27L212 30V31H215V29L211 26V21L209 22L208 21V19L209 18H207ZM213 16V15H212ZM212 16H211V18H212ZM42 17V16H41ZM202 17V16H201ZM4 19H0V29L1 28H3L2 27V25L3 26H5V23H6V21H5V23H3V21L6 19V17H3ZM168 18V17H167ZM172 18H174V17H172ZM217 18V17H216ZM261 18H263V19H261ZM44 19V18H43ZM47 19V18H46ZM49 19V18H48ZM80 19V18H79ZM215 19V18H214ZM210 20V19H209ZM216 20V19H215ZM51 21V20H50ZM81 21V20H80ZM8 22V21H7ZM65 22V21H64ZM68 22V21H67ZM201 22H202V19H201ZM213 22V21H212ZM69 23V22H68ZM80 23V22H79ZM231 23H233L232 25H231ZM2 24V25H1ZM10 24H11V22H10ZM10 24H8V23H6V28L9 26V28H7V29H10L11 27H13V26H10ZM63 24H65V23H63V21H62V24H61V26L63 25ZM67 24V23H66ZM13 25V24H12ZM177 25V24H176ZM206 25V26H207ZM218 25V24H217ZM216 25V22H215V25H213L214 27L215 26H217ZM230 25V26H229ZM264 25V24H263ZM64 26V25H63ZM65 26H67V25H65ZM68 26H70V25H68ZM67 26V27H68ZM205 26V25H204ZM225 26V27H224ZM228 26H229V28H228ZM42 27H43V25H42ZM219 27L218 28H216V29H218L219 31H220V29H219ZM243 27V26H242ZM15 28V27H14ZM58 28H60V27H58ZM63 28V27H62ZM65 28V27H64ZM63 28V29H64ZM6 29V30H7ZM154 29H158V33L156 34L154 31H156V30H154ZM176 29V30H175ZM2 30V29H1ZM0 30V37L2 38L3 37V33H4V31H5V29H4V31H3V33H2V31ZM11 30H13L12 28L10 29V32L12 33V31ZM45 30V29H44ZM52 30V29H51ZM67 30V29H66ZM66 30H64V31H66ZM154 30V31H153ZM56 31H57V29H56ZM56 31H54V32H56ZM60 31V30H59ZM63 30H61V32H62ZM253 31H254V29H253ZM7 32V31H6ZM40 32V31H39ZM47 33H48V31H46ZM66 32H68V31H66ZM8 33V32H7ZM7 33H5V35L4 36H8L9 37V39H11L10 38V33H9V35L7 34ZM51 33V32H50ZM62 33H64V32H62ZM181 33H182V31H181ZM230 33V32H229ZM41 34H43V33H41ZM44 34H45V31H44ZM57 34V33H56ZM217 34H218V32H217ZM37 35V34H36ZM46 35V34H45ZM55 35V34H54ZM230 35V34H229ZM254 35V34H253ZM13 36V35H12ZM44 36V35H43ZM185 36H186V34H185ZM214 36H216L215 34H214ZM220 36V35H219ZM37 38L38 37H40L39 35H37L36 36ZM45 37V36H44ZM49 37H50V34H49ZM48 36H47V38H45L46 40L49 38ZM188 37V36H187ZM232 37V36H231ZM1 38H0V45H4V42H7V41H2L1 40ZM37 38L35 39V40H33V41H35V43L34 44H36L37 42H36V40H37ZM182 38H184V36L182 37ZM181 38V39H182ZM4 39H8L7 37L6 38H4ZM39 40V39H38ZM50 40V39H49ZM184 40V39H183ZM212 40H213V38H212ZM251 41V43H250V45H247V42L248 41ZM252 40H253V38H252ZM12 41V43L10 44L9 43V46L11 45L12 47H14V42H13V39L11 40ZM40 41H41V39H40ZM51 41V40H50ZM186 41H188V39H186ZM186 41H185V45H186ZM216 41V40H215ZM222 41V40H221ZM234 41V42H233ZM2 42H3V44H2ZM43 42V41H42ZM47 42H49L48 40H47ZM189 42V41H188ZM258 42V41H257ZM40 43V42H39ZM44 43V42H43ZM237 43V44H236ZM253 43H254V41H253ZM49 44V43H48ZM48 44H47V47H48ZM58 44V45H59ZM182 44H184L183 42H182ZM225 44V43H224ZM222 45L221 46V48H222V56L224 57V64L223 65H225V67L227 66V71L226 70H224L225 72H223V73H225V74H223V75H225L226 76V73H227V77L229 78H227L228 79V81H229V83L231 84L232 83V85H233V83H234V85L236 86V84L237 85H240V87H241V85L242 86H244V88L246 89V87L248 88V87H250V86H245L246 84V82H247V84H248V82H251L252 80L254 81V83H255V80H254V73H251V71H248V69L246 70V69H241V70H243V71H241L242 73L240 74L241 75V79H243L242 81H237L238 79V77H236L237 75H236V72L238 71H234V69H233V62H231L233 59H231L232 58V53H234V52H232V51H230V48H231V44L230 45H228V44H225V45ZM37 45H40V44H37ZM43 45V44H42ZM45 45V47H46V44H44ZM188 45H189V43H187V47H188ZM252 45V46H251ZM257 45V44H256ZM9 46H6L5 45V47H6V49H5V52H4V50H3V48H4V46L2 47V46H0V48H1V50H3V52H2V54L0 55V58L2 57V55L4 54V56L7 58V57H9V55L11 56L12 54V56L11 57H14V58H16V57H18L19 56V54H18V49H19V47H18V49H17V47L15 46L14 47V49H17L15 52H13V53H10V51L11 50H9L8 49V52H6L7 51V47H9ZM54 46V45H53ZM190 47H191V44L189 45ZM258 46H259V44H258ZM39 47V46H38ZM186 47V48H187ZM192 47H194V46H192ZM206 47V46H205ZM236 47V46H235ZM35 47H33L32 49H34ZM49 48H50V46H49ZM49 48H46V50L48 49V50H50ZM184 48V47H183ZM186 48H184V49H186ZM212 48V47H211ZM10 49H12L13 50V48H11L10 47ZM32 49H31V52H32ZM40 49H42V48H40ZM199 49V48H198ZM257 49H258V47H257ZM1 50H0V52H1ZM34 50H36V49H34ZM38 50V49H37ZM36 50V51H37ZM45 50V49H44ZM44 50H43V53H44ZM58 50H60V47L58 48ZM64 50V49H63ZM62 49H61V51H63ZM70 50H68V51H70ZM188 50H190V49H188ZM194 50H196V49H194L193 48V50H190L191 51V53L190 54H192L193 55V53L195 52ZM200 50V49H199ZM221 50V49H220ZM232 50V49H231ZM234 50V49H233ZM259 50L261 51V49L259 48ZM28 51V50H27ZM39 51V50H38ZM60 51V52H61ZM192 51H194L193 53H192ZM198 51V50H197ZM196 51V52H197ZM16 52H17V54H18V56H17V54H16ZM20 52V51H19ZM34 53H35V51H33ZM67 52V51H66ZM65 52V53H66ZM74 52H73V54H74ZM187 52V51H186ZM185 52V53H186ZM199 52V51H198ZM232 52V53H231ZM7 53H10L9 55L7 54ZM15 53V54H14ZM37 53V52H36ZM41 53V52H40ZM47 53V52H46ZM55 53V52H54ZM57 53V52H56ZM187 53H189V52H187ZM208 53V52H207ZM6 54V55H5ZM27 54V53H26ZM31 54V53H30ZM29 54V55H30ZM60 54V53H59ZM63 54V53H62ZM198 54V53H197ZM200 54H201V52H200ZM209 54V53H208ZM217 54V53H216ZM236 54V53H235ZM234 54V55H235ZM32 55H34L33 53H32ZM38 55H39V52H38ZM38 55H36V57H40V56H38ZM48 55H51L50 53L48 54ZM66 55V54H65ZM65 55H63V56H65ZM69 55V54H68ZM67 55V56H68ZM187 55V54H186ZM199 55V54H198ZM198 55H196V56H198ZM207 55V54H206ZM211 55V54H210ZM213 55V54H212ZM3 56V57H4ZM43 55H41V57H42ZM45 56V55H44ZM53 56V55H52ZM51 56V57H52ZM62 56V57H63ZM150 56H153V57H157L158 58V60H156L157 62H159V63H161V65H159L160 67L162 66L163 68L162 69H164V67H167V68H169V64L172 66V67H174L175 66V63H176V68L172 71L171 69V71L173 72V74L174 73H176V74H174L175 75V77L173 76V75H169V74H171V73H169V69H167L168 70V72H167V74L169 75H167L166 73H163V74H165L166 76H164L163 74V76H164V78L161 76V73H160V76L162 77V79H164L165 81H164V83H162L163 81L161 80V82H159V83H162L163 84V86L164 87H162V85H160L159 87H157V89H156V91L158 90V88H159V90H160V93H159V91L158 92H156L157 93V95L154 97L155 98V100H153V98H151L152 100H150V96L152 97V96H154L153 94H154V91H155V89H153V88H155V84L153 85V81H154V78L152 77L153 75H150V74H152V73H149V72H147L149 75H150V79H152V83H150V84H152L153 86H152V88H151V90H153V91H151L149 88L151 87H149L148 86V84H149V82H151V81H149V82H146L145 84L146 85H144L145 86V91H146V86H148L147 88L149 89H147V91H150L148 94L147 93H145V91H144V95L140 92V91H138V90H140V86H139V84H137V83H139L138 81L139 80H137V79H143V83L145 82L144 80H145V78H143V76L146 74V73H144L145 71H143L144 70V68H145V65H147L146 64V62L148 61V58H149V60H152L151 58H150ZM180 56V60L179 61H177L178 59H177V57H179ZM188 57H186V58H188V59H190L191 58V60H192V57H190L189 58V55H187ZM196 56H195V59H196ZM199 56H201V55H199ZM218 56V55H217ZM1 58L0 59V61L1 60H3L2 62L4 63V66H2V69H1V64H0V76H1V72H3L4 71V69H8L9 67L10 68H12V65H15V66H13V69H16L17 67H19L20 66V63H19V66H18V64H16L19 60H18V58H20V56L18 57V58H16L17 59V62H16V60L14 59V58H11V57H9V59L11 58V61L9 62V64L8 63H6V64H8V67L6 66V64H5V62H7L4 58ZM31 57V56H30ZM32 57H34V56H32ZM46 58H47V56H45ZM55 57V56H54ZM54 57H52V58H54ZM59 57V56H58ZM58 57H57V60H58ZM66 57V56H65ZM76 57V56H75ZM184 58H185V56H183ZM234 57V56H233ZM242 57V58H243ZM245 57H247V56H245ZM249 57V56H248ZM44 58V57H43ZM45 58V59H46ZM64 58V57H63ZM71 58H72V56H71ZM70 58V59H71ZM182 58V59H181ZM205 58V57H204ZM216 58V56L214 57L213 56V58L211 57L210 59H215ZM241 58V57H240ZM29 59V58H28ZM34 59V58H33ZM36 59V58H35ZM39 59V58H38ZM48 59V58H47ZM46 59V60H47ZM55 59V58H54ZM59 59H61V56L59 57ZM77 59H79V58H77ZM197 59H201V58H197ZM249 59V58H248ZM15 60V61H14ZM45 60V61H46ZM64 60V59H63ZM62 60V61H63ZM160 60V61H159ZM194 60V59H193ZM202 60H203V57H202ZM202 60H200V61H202ZM215 60H218V59H215ZM5 61V62H4ZM32 61V60H31ZM65 61V60H64ZM154 61V60H153ZM194 61H196V60H194ZM239 61V60H238ZM2 62H0V63H2ZM12 62H16V63H12ZM44 62V61H43ZM56 62V60L54 61V62H52V65L54 64ZM151 62V61H150ZM179 64H178V63ZM185 62H186V59H185ZM193 62V61H192ZM196 62H198L199 63V61H196ZM203 62V61H202ZM215 62V61H214ZM214 62H212V63H214ZM235 62H236V60H235ZM33 63V62H32ZM57 63H59V61L57 62ZM65 63V62H64ZM154 63V62H153ZM156 63V62H155ZM158 63V64H159ZM187 63H188V61H187ZM197 63V64H198ZM201 63V62H200ZM11 64V65H10ZM28 64V63H27ZM36 64H38L37 62L35 63V66H36ZM40 64V63H39ZM39 64H38V66H39ZM148 64H149V62H148ZM186 64V63H185ZM193 64V63H192ZM191 64V65H192ZM217 64V63H216ZM3 65V64H2ZM10 65V66H9ZM16 65H17V67H16ZM31 65V64H30ZM33 65H34V63H33ZM43 65V64H42ZM155 64H153L152 66H154ZM157 65V64H156ZM182 65H184V64H181V66ZM189 65H190V63H189ZM199 65V64H198ZM219 65V64H218ZM222 65V66H223ZM235 65V64H234ZM237 65V64H236ZM35 66H33V67H35ZM48 66V65H47ZM50 67H52L51 65H49ZM48 66V67H49ZM56 66V65H55ZM60 66V65H59ZM149 66V65H148ZM151 66V67H152ZM171 66H170V68H171ZM4 67V68H3ZM43 67H45V65H43L42 66V69H43ZM49 67V68H50ZM183 67H185V66H182V68ZM199 67V66H198ZM235 67V70H236V67L237 66H234ZM241 67H242V65H241ZM245 67V66H244ZM243 67V68H244ZM28 68H30V67H28ZM37 68V67H36ZM40 68V67H39ZM38 68V69H39ZM49 68H48V70H49ZM55 67H53V70H58L57 68L56 69H54ZM146 68H148L147 66H146ZM145 68V69H146ZM150 68V67H149ZM157 68V67H156ZM159 68V67H158ZM181 68V69H182ZM187 68V65H186V67H185V69ZM202 68V67H201ZM212 68V67H211ZM11 70V69H8L9 71L11 70V72L10 73H12V74H14V73H16V75H12L13 77H15V76H19L20 74V72L18 73V71L16 70ZM18 70H19V68H17ZM32 69V68H31ZM160 69V68H159ZM166 69V68H165ZM164 69V70H165ZM176 69H178V70H176ZM188 69V68H187ZM187 69L185 70V72L187 71ZM197 69V68H196ZM202 69H204V68H202ZM3 70V71H2ZM33 70V72H34V69H32ZM50 70H52V69H50ZM150 70V69H149ZM158 70V69H157ZM163 70V71H164ZM184 70V69H183ZM222 70V69H221ZM245 70V71H244ZM15 71V72H14ZM20 71H22V70H20ZM30 71V70H29ZM36 71L37 70H35V73H36ZM43 71V70H42ZM148 71V70H147ZM152 71V70H151ZM162 70H159V72H161ZM192 71V70H191ZM201 71V70H200ZM204 71V70H203ZM202 71V74L204 73ZM246 71H248V72H246ZM39 72V71H38ZM45 72V71H44ZM48 72V71H47ZM159 72H158V74H159ZM166 72V71H165ZM184 72V71H183ZM188 72V71H187ZM264 72V71H263ZM3 73H6V71H4ZM7 73H8V71H7ZM10 73H8V74H4V75H9ZM34 73V74H35ZM49 73V75H50V73L51 72H48ZM54 73H55V71H54ZM154 73V72H153ZM157 73V72H156ZM190 73V72H189ZM188 73V76L189 75H192V74H189ZM215 73H216V71H215ZM40 74H43L44 75V73H40ZM56 74V73H55ZM181 74H182V76H181ZM184 74V75H183ZM196 74V73H195ZM200 74V73H199ZM201 74V75H202ZM216 74H218V73H216ZM222 74V73H221ZM38 75V77H39V74H37ZM157 75V74H156ZM187 75V74H186ZM201 75H198V76H200L201 78L203 77V76H201ZM2 76H3V74H2ZM9 76H11V74L9 75ZM8 76V77H9ZM52 76V75H51ZM51 76H49V77H51ZM155 76V75H154ZM187 76V77H188ZM197 76V75H196ZM257 76V75H256ZM260 76H264V73H261V75ZM55 77V76H54ZM53 77V78H54ZM145 77H147V76H145ZM186 77V78H187ZM193 77V76H192ZM1 78H4V77H1ZM0 78V79H1ZM16 78V77H15ZM19 78V77H18ZM34 78V77H33ZM36 78V77H35ZM42 78H43V76H42ZM46 79H47V76L45 77ZM148 78V77H147ZM147 78H146V80H147ZM189 78H191L190 76H189ZM50 79V78H49ZM156 80H157V77L155 78ZM159 79V78H158ZM198 79H200V78H198ZM18 80V79H17ZM19 80H21V79H19ZM18 80V81H19ZM40 80H42L41 78H40ZM55 80V81H56ZM135 80H137L136 82H135ZM155 80V81H156ZM17 81V82H18ZM22 81V80H21ZM25 81V80H24ZM28 81V80H27ZM48 81V80H47ZM155 81H154V83H155ZM159 81V80H158ZM179 81V80H178ZM203 81V80H202ZM227 81V80H226ZM243 81H245V83L243 82ZM253 81H252V83H253ZM26 82V81H25ZM45 82V81H44ZM49 82V81H48ZM51 82V81H50ZM132 82L134 83L135 82V84L136 85H138L137 87H138V89H137V87H135L134 86V84L132 85ZM141 82V81H140ZM141 82V83H142ZM236 82H240V83H236ZM262 82H263V80H262ZM28 83V82H27ZM43 83V82H42ZM45 83H47V82H45ZM45 83H43V84H45ZM141 83H140V85H141ZM148 83V84H147ZM159 83H157V85H159ZM178 83V82H177ZM202 83V82H201ZM200 83V84H201ZM206 83V82H205ZM228 83V82H227ZM236 83V84H235ZM242 83V84H241ZM17 84V83H16ZM47 84H49V83H47ZM52 84V83H51ZM50 84V85H51ZM55 84H57V82L55 83L54 82V85ZM149 84V85H150ZM203 84H204V81H203ZM225 84V83H224ZM245 84V85H244ZM263 84V83H262ZM20 85V84H19ZM23 85H25V84H23ZM27 85V84H26ZM37 85H38V88H40V89H42L41 87H39L40 85H39V82L37 83ZM60 85V84H59ZM179 85V86H178ZM233 85V86H234ZM255 85H258L259 86V84H255ZM0 86H1V83H0ZM34 86V85H33ZM45 86V85H44ZM49 86V85H48ZM62 86V85H61ZM144 86H141V88L144 90ZM200 85H199V83H198V87H199ZM201 86H202V84H201ZM205 86V85H204ZM228 86V85H227ZM253 86H254V84H253ZM257 86V87H258ZM47 87V86H46ZM52 87V86H51ZM58 87V86H57ZM60 87V86H59ZM64 87H66L65 85H64ZM63 87V88H64ZM230 87V86H229ZM239 86H238V88L237 89H235V87H233V97L235 98H237V100L238 99H240V100H242L243 98H242V96H241V94H242V92H243V97L244 98H249V95L248 96H245V90L243 89V91H242V88H240ZM254 87H256V86H254ZM253 87V88H254ZM256 87V88H257ZM263 87H264V84H263ZM26 88V87H25ZM34 88H36V87H34ZM45 88V87H44ZM195 88H196V86H195ZM194 88V89H195ZM200 88V87H199ZM199 88H196V90L197 89H199ZM228 88V87H227ZM259 88V87H258ZM258 88H257V90H258ZM37 89V88H36ZM39 89V90H40ZM55 89V88H54ZM56 89H58V88H56ZM66 89V88H65ZM204 89V88H203ZM203 89H201L202 91H203ZM206 89V88H205ZM230 89V91H231V87L229 88ZM228 89V90H229ZM234 89L235 90H239V93H235V91H234ZM241 89V90H240ZM255 89V88H254ZM254 89H253V91H254ZM32 91L31 92H33V91H35L34 89H31ZM37 91V92H41V91ZM44 90V89H43ZM46 90H48V89H46ZM45 90V91H46ZM51 90H52V88H51ZM195 90V91H196ZM227 90V91H228ZM262 90H264L263 88H262ZM22 91H24V90H22ZM44 91V92H45ZM48 91H50V90H48ZM63 91V90H62ZM62 91H61V93H62ZM226 91V92H227ZM236 91V92H237ZM63 92H65V91H63ZM67 92V91H66ZM143 92V91H142ZM194 92V91H193ZM199 92H200V90H199ZM204 92V91H203ZM202 92V94L204 95V93ZM205 92H206V90H205ZM259 91H257L256 92V89H255V93H258ZM260 92L262 93V91L260 90ZM43 93V92H42ZM45 93H47V95H49L48 94V92L46 91ZM52 94H53V92H51ZM73 93V92H72ZM71 93V94H72ZM73 93V94H74ZM189 93L191 94V92L189 91ZM248 93H249V90H248ZM10 94V93H9ZM33 94H35V92H33ZM41 94V93H40ZM39 94V95H40ZM44 94V93H43ZM55 94H57V90H56V92H55ZM55 94H53V95H55ZM58 94H60V93H58ZM65 94V93H64ZM63 94V96H65ZM193 94V93H192ZM192 94H191V97L189 96V94H188V100L190 99V98H193L194 97V95H193V97H192ZM196 94H198V92H196ZM199 94H201V93H199ZM206 94V93H205ZM231 94V93H230ZM229 94V95H230ZM253 94V93H252ZM251 94V95H252ZM259 94V93H258ZM263 94H264V91H263ZM12 95V94H11ZM23 95V94H22ZM45 95V94H44ZM44 95H43V97H42V94H41V96L40 97H42V99L44 98ZM69 95V94H68ZM145 95H148V96H146L145 97ZM202 95V96H203ZM246 95H247V90H246ZM257 95V94H256ZM2 96V95H1ZM14 96V95H13ZM27 96V95H26ZM25 96V97H26ZM37 96H38V94H37ZM37 96H35V97H37ZM56 96V95H55ZM61 96V95H60ZM257 96H259V95H257ZM263 96V95H262ZM4 97V96H3ZM2 97V98H3ZM6 97V96H5ZM4 97V98H5ZM15 97V96H14ZM39 97V96H38ZM57 97V96H56ZM55 97V98H56ZM71 97V96H70ZM200 97V96H199ZM232 97V96H231ZM251 97V96H250ZM7 98V97H6ZM22 98H23V96H22ZM49 98H50V96H49ZM66 98H67V95H66ZM69 98V97H68ZM73 98H74V95H73ZM186 98V99H187ZM242 98V99H241ZM14 99V98H13ZM20 99V98H19ZM28 99V98H27ZM26 99V100H27ZM45 99V98H44ZM53 99H54V97H53ZM60 99H62V98H60ZM70 99V98H69ZM68 99V100H69ZM183 99V100H184ZM200 100L201 99H205L204 97L203 98H199ZM250 99V98H249ZM7 100V103H8V99H6ZM15 100H16V97H15ZM24 100V99H23ZM25 100V101H26ZM45 100H47V99H45ZM44 100V101H45ZM51 100V99H50ZM65 100V99H64ZM182 100V104H183V102L185 101H183ZM206 100V99H205ZM245 100V101H244ZM248 100V99H247ZM41 101V100H40ZM43 101V102H44ZM55 101V100H54ZM54 101H52V102H54ZM203 101V100H202ZM244 101V103L243 104H246L247 106H248V104H250V103H248V102H246V99H243L242 100V102ZM15 102V101H14ZM21 102V101H20ZM19 102V103H20ZM41 103V104H44L45 105V103ZM52 102H51V104H52ZM66 102V100L64 101V103ZM70 101H68V103H69ZM189 102V101H188ZM238 102H241V101H238ZM46 103H48V102H46ZM50 103V102H49ZM54 103H56L57 104V98H56V102H54ZM53 103V104H54ZM59 103V102H58ZM61 103H63V101H61ZM60 103V104H61ZM63 103V104H64ZM75 103H76V101H75ZM177 103H179V102H177ZM10 104V103H9ZM18 104V103H17ZM22 103H20L19 105H21ZM34 104V103H33ZM51 104H48L49 106L51 105ZM52 104V106L54 107L55 106V104L53 105ZM62 104V105H63ZM74 104V103H73ZM205 104V103H204ZM15 105V104H14ZM25 105H27L26 103L24 104V106ZM44 105H43V107H44ZM47 105V104H46ZM48 105H47V107H48ZM68 105V104H67ZM66 104L64 105V106H67ZM70 106L72 105V103L71 104H69ZM176 105V104H175ZM179 105H181V103L179 104ZM179 105H177V106H179ZM185 105V104H184ZM246 105H244L245 107H246ZM251 105V104H250ZM250 105H249V107H250ZM24 106H23V108H24ZM77 106V105H76ZM120 106V107H119ZM122 106V107H121ZM187 106V105H186ZM204 106V105H203ZM252 106V105H251ZM16 107V106H15ZM20 107V106H19ZM22 107V106H21ZM20 107V108H21ZM46 107V106H45ZM59 107V106H58ZM62 107V106H61ZM73 107V106H72ZM189 107V106H188ZM191 107V106H190ZM195 107V106H194ZM248 107V108H249ZM10 109L12 108V107H9ZM19 108V109H20ZM176 108L177 107H175V109H174V111L176 110ZM254 107H252V109H253ZM8 109V108H7ZM25 109V108H24ZM26 109H27V107H26ZM46 109V108H45ZM44 109V110H45ZM50 109V108H49ZM48 108H47V110H49ZM53 109V108H52ZM54 109L55 110H57L56 109V107H54ZM51 110V111H55V110ZM179 109H182V107H179ZM252 109H250L249 108V110H251L252 111ZM6 110V109H5ZM16 111H17V109H15ZM15 110H13V111H15ZM63 110H64V108H63ZM171 110V109H170ZM184 110H185V108H184ZM248 110V109H247ZM15 111V112H16ZM22 112H23V110H21ZM29 111V110H28ZM180 111V110H179ZM186 111V110H185ZM200 111V110H199ZM11 112V111H10ZM14 112V113H15ZM21 112V113H22ZM42 112V111H41ZM40 112V113H41ZM50 112V111H49ZM57 112V111H56ZM56 112H54V113H56ZM172 112H173V109H172ZM182 112V111H181ZM195 112V111H194ZM197 112V111H196ZM201 112V111H200ZM9 113V112H8ZM12 113V112H11ZM27 113V112H26ZM46 112H44V114H45ZM47 113H48V111H47ZM173 113H175V112H173ZM183 113V112H182ZM20 114V113H19ZM24 114V113H23ZM23 114L21 115V116H23ZM38 114V113H37ZM104 114L106 115V117H104L103 118V116H104ZM161 114H163V113H161ZM170 114V113H169ZM179 114V112H177V115ZM185 114H187V112L185 113ZM194 114V113H193ZM254 114V113H253ZM4 115V114H3ZM8 115V114H7ZM6 115V116H7ZM12 115V114H11ZM43 115V114H42ZM52 115H54V114H52ZM181 115V114H180ZM184 115V114H183ZM182 115V116H183ZM9 116V115H8ZM31 116V115H30ZM40 116V115H39ZM50 116H51V114H50ZM55 116V115H54ZM57 116V115H56ZM164 116V115H163ZM171 116V115H170ZM182 116H180V118H182ZM11 117V116H10ZM20 117V116H19ZM45 117H46V115H45ZM44 117V118H45ZM173 117L175 118V119H177L178 117L177 116H174V114H173ZM177 117V118H176ZM187 117H189L188 115H187ZM186 117V115H185V117L183 116V119H181V122L182 123H180V126L181 125H183L182 127L183 128H185V129H188L189 130V128H187V127H184V126H186V123L188 124V118ZM195 117V116H194ZM194 117H192V118H194ZM198 117V116H197ZM254 117V116H253ZM40 118V117H39ZM172 118V117H171ZM170 118V120H172V121H174L175 119H171ZM180 118H178V119H180ZM185 118H187V120H185ZM190 118H191V115H190ZM196 118V117H195ZM47 119V118H46ZM52 119H54V118H52ZM253 119V118H252ZM251 119V120H252ZM263 119V118H262ZM261 119V117H260V120H262ZM39 120V119H38ZM37 120V121H38ZM56 120H58V118L57 119H55L54 120V122L56 121ZM60 120V119H59ZM60 120V121H61ZM170 120H168L167 122L169 123V125H170V123H172V125H173V123H174V125L175 124H177V126H179L178 125V123H179V121H177L178 123H175V122H172V121H170ZM182 120H184L185 122H183ZM193 120V119H192ZM6 121V120H5ZM41 121V120H40ZM49 121V120H48ZM51 121H53V120H51ZM60 121H57V122H55V123H58V122H60ZM195 121V120H194ZM259 121V120H258ZM8 122H9V120H8ZM44 122V121H43ZM264 122V121H263ZM16 123V122H15ZM48 123V122H47ZM157 123V122H156ZM163 123V122H162ZM165 123H166V121H165ZM168 123H166V124H168ZM183 123H185V125L183 124ZM190 123V122H189ZM195 123V122H194ZM194 123H192V125L194 124ZM258 123V122H257ZM259 123H260V121H259ZM258 123V124H259ZM5 124V123H4ZM13 124V123H12ZM11 124V125H12ZM24 124V123H23ZM50 124V123H49ZM53 124V123H52ZM51 125V124H50ZM50 125H48L49 126V128H50ZM169 125H166L167 127L166 128H168V126ZM172 125H171V127H172ZM189 125H191V124H189ZM188 125V126H189ZM10 126V125H9ZM20 126V125H19ZM45 126V125H44ZM176 126V125H175ZM176 126V127H177ZM180 126H179V128H180ZM263 125H262V123L260 124V128L262 129V131L264 130V126L262 127ZM53 127V126H52ZM51 127V128H52ZM181 127V128H182ZM3 128V127H2ZM9 128V127H8ZM47 128V127H46ZM173 128H175V127H173ZM178 128V129H179ZM180 128V129H181ZM249 128H250V126H249ZM259 128V129H260ZM21 129V128H20ZM177 129V128H176ZM191 129V128H190ZM166 130H168V129H165V133L166 134H168V135H170V136H168L169 138L171 137V135H177L176 133V131H175V129H171V128H169V130H171V132H170V134L169 133H167L166 132ZM184 129H181L180 131H178L179 132V134L183 131ZM45 131V130H44ZM158 131V130H157ZM163 131V130H162ZM173 131V132H172ZM174 131L176 132V133H174ZM193 131V130H192ZM5 132V131H4ZM50 132V131H49ZM158 132H160L159 134H162L161 133V131L159 130ZM164 132V131H163ZM169 132V131H168ZM184 132H185V130H184ZM184 132H182V135H183V133ZM191 132V131H190ZM190 132H189V137H190V139L192 138L191 137V135H190ZM165 133H164V136H162L163 138L165 137H167V136H165ZM192 133V132H191ZM260 133V132H259ZM47 134H49V133H47ZM52 134H54L53 133V131H52ZM158 134V135H159ZM196 134H197V132H196ZM253 134V133H252ZM251 134V135H252ZM255 134H257V135H261V134H258V132L257 133H254V135ZM5 135V134H4ZM26 135V134H25ZM50 136H49V138L48 139H50L51 138V134H49ZM188 136V134H187V131H186V134H185V136ZM193 135V134H192ZM6 136V135H5ZM13 136V135H12ZM12 136H10V139H11V137ZM30 136V135H29ZM160 136V135H159ZM179 136V135H178ZM184 136V135H183ZM183 136H179L180 137V139H181V137L184 139V137ZM250 136V135H249ZM48 137V136H47ZM162 137H161V139H162ZM194 137H196L195 136V134H194ZM253 137V136H252ZM5 138V137H4ZM3 138V139H4ZM29 138V137H28ZM36 138V137H35ZM44 138V137H43ZM173 138H175V137H173ZM246 138V137H245ZM31 139H33V138H31ZM46 139V138H45ZM51 139H53L54 140V138H51ZM50 139V140H51ZM153 139V140H154ZM177 138H175V140H176ZM189 138H185L184 140H188ZM190 139L188 140V141H190ZM247 139V138H246ZM37 140V139H36ZM50 140H48V141H50ZM52 140V141H53ZM56 140H54V144H55V142H56ZM164 140V139H163ZM174 140V141H175ZM179 140V139H178ZM178 140H176L177 141V145L178 144H184V142H180L179 143V141ZM194 140V139H193ZM192 140V141H193ZM196 140V139H195ZM7 141V140H6ZM27 141H29L28 139H27ZM45 141V140H44ZM43 141V142H44ZM48 141H47V143H48ZM166 141H170L171 142V139H169V140H166ZM173 141V142H174ZM175 141V142H176ZM245 141V140H244ZM247 141V140H246ZM252 141H253V139H252ZM264 141V140H263ZM34 142V141H33ZM58 142V143H59ZM153 142V141H152ZM161 142L163 143V141L161 140ZM160 142V143H161ZM170 142H166V143H169V145H170ZM175 142L173 143V145H175ZM195 142V141H194ZM6 143V142H5ZM30 143H32V141L30 140ZM29 143V144H30ZM47 143H45V144H47ZM52 144H53V142H51ZM51 143H49V145H51ZM58 143H56V148H57V146H58ZM165 143V142H164ZM186 143V142H185ZM190 143V142H189ZM193 143V142H192ZM246 143V142H245ZM249 143V142H248ZM251 143V142H250ZM33 144V143H32ZM154 144V143H153ZM199 144V143H198ZM203 144V143H202ZM255 144V143H254ZM253 144V145H254ZM34 145H36V144H34ZM34 145H33V147H34ZM40 145H43V144H40ZM40 145H39V147H40ZM49 145H47V147H49ZM168 144H166V146H168L169 148L171 147L172 148V146L170 145L169 146ZM177 145H175L176 147H178ZM185 145V144H184ZM189 145V144H188ZM195 145V144H194ZM197 145V144H196ZM195 145V146H196ZM245 145V144H244ZM259 145H260V147H262L261 149H263V151H264V144H262L261 145V143L259 144L258 143V147H259ZM45 146V145H44ZM52 146V145H51ZM55 146V145H54ZM155 146V147H154ZM175 146H173V148L175 147ZM193 146V145H192ZM191 146V147H192ZM198 146V145H197ZM256 146V147H257ZM38 147V146H37ZM39 147H38V149H39ZM53 147V146H52ZM158 147H160L159 149H158ZM168 147L166 148L167 149V151H168V153L170 154V152H169V150H168ZM190 147V146H189ZM189 147H186V151L187 152H183L184 150H183V148L182 147H180V148H182L181 149V154H183V153H188V151H190V150H192V149H190ZM251 147V146H250ZM255 147V146H254ZM255 147V148H256ZM31 148V147H30ZM35 149H36V147H34ZM40 148H42V147H40ZM44 148V147H43ZM42 148V149H43ZM165 148V147H164ZM172 148V149H173ZM179 148V147H178ZM178 148H175L176 150H178ZM190 149V150H188V149ZM195 149H197V148H199V147H194ZM193 148V149H194ZM243 149H245L244 147H242ZM249 148V147H248ZM253 148V147H252ZM32 149V148H31ZM42 149H39V151L40 150H42ZM47 149V148H46ZM49 149H50V147H49ZM52 149V148H51ZM171 149V151H173ZM174 149V150H175ZM243 149H241V150H243ZM254 149V148H253ZM257 149V148H256ZM258 149H260V148H258ZM257 149V150H258ZM45 150V149H44ZM53 150V149H52ZM54 150H55V147H54ZM138 150H143V151H139L140 153H143L144 151H145V153H143V154H141V156H139L138 157V159H141V158H145L146 159V161H147V163H143V162H137V163H139V164H137L136 162V164L135 163H133L132 162V157L133 156H135V155H137V153H138ZM175 150V151H176ZM183 150V151H182ZM197 150H199V149H197ZM201 150V149H200ZM248 150V149H247ZM247 150H243V151H247ZM251 150V149H250ZM256 150V151H257ZM37 151V150H36ZM38 151V152H39ZM50 151V150H49ZM166 151V152H167ZM179 151V150H178ZM178 151H176L177 153H178V156H180L179 155V152ZM196 151V150H195ZM255 151V152H256ZM258 151H260L261 153H263L261 150H258ZM257 151V152H258ZM33 152V151H32ZM57 152V151H56ZM165 152V154H163L162 155V153L160 154V153H158V154H160L161 156H163V159L162 160H164V156L166 157V153ZM174 152V151H173ZM171 153L172 154V156L175 158V155H173L174 153ZM175 152V153H176ZM183 152V153H182ZM197 152V151H196ZM195 152V153H196ZM244 152V153H245ZM248 153L250 152V151H247ZM255 152H254V157L256 158V155H255ZM31 153V152H30ZM35 153V152H34ZM41 153V152H40ZM42 153H43V150H42ZM45 153V152H44ZM49 152H47V154H48ZM59 153V152H58ZM140 153H139V155H140ZM194 152H192V154H193ZM194 153V154H195ZM198 153H199V151H198ZM202 153V152H201ZM261 153H258V155H257V158L258 157H263V155L261 154ZM36 154V153H35ZM39 153H37V155H38ZM169 154H167V156L169 155ZM171 154L169 155V158L168 157H166L165 159H170L171 158V160L173 159L172 157H170L171 156ZM191 154V155H192ZM218 154V153H217ZM246 154V153H245ZM251 154V153H250ZM44 155V154H43ZM51 156L53 155H56V153L54 154L53 152L50 154ZM49 155V156H50ZM154 155V156H153ZM177 155V154H176ZM187 155V157L188 156H190V154L188 155V154H186ZM198 155H200V154H198ZM202 155H205L204 153L203 154H201V156ZM239 155H241V156H243L242 155V152L241 151H239V153L236 155V157H239ZM261 155V156H260ZM36 156V155H35ZM41 157H42V155H40ZM39 156V157H40ZM45 156V155H44ZM52 156V157H53ZM138 156V155H137ZM159 155H156L155 156V159L158 157ZM160 156V157H161ZM178 156H176V158L175 159H177V158H180V157H178ZM183 156V155H182ZM185 156V155H184ZM247 156V155H246ZM249 156V155H248ZM251 156V155H250ZM250 156H249V158H250ZM38 157V156H37ZM46 157V156H45ZM57 156H55L54 158H56ZM136 157V156H135ZM191 158H192V156H190ZM198 157V159L199 158H201V157H199V156H197ZM207 157V156H206ZM215 157H216V155H215ZM219 157H220V155H219ZM218 157V158H219ZM236 157L234 156H232V159L234 158V159H236ZM33 158V157H32ZM43 158V157H42ZM162 158V157H161ZM160 158V159H161ZM184 158V157H183ZM193 158H195L194 156H193ZM248 158V159H249ZM256 158V159H257ZM35 159V158H34ZM40 159V158H39ZM44 159H46V158H44ZM43 159V160H44ZM52 159V158H51ZM180 159H182V158H180ZM185 159V158H184ZM202 160H203V158H201ZM214 159V158H213ZM212 159V160H213ZM217 159V158H216ZM238 159V158H237ZM262 159V158H261ZM42 160V159H41ZM41 160H39V162L41 161ZM57 160V161H58ZM158 160H159V158H158ZM157 160V161H158ZM179 160V159H178ZM177 160V161H178ZM191 159H189L188 161H190ZM195 160H196V158H195ZM201 160V161H202ZM207 160V159H206ZM219 160V159H218ZM218 160L216 161V162H218ZM258 160V159H257ZM35 161H36V159H35ZM37 161H38V159H37ZM44 161H47V159L46 160H44ZM56 161V162H57ZM157 161L155 160V162L157 163ZM174 160H172V162H173ZM176 161V160H175ZM174 161V163H176ZM181 161V160H180ZM186 161V160H185ZM184 161V162H185ZM194 161V160H193ZM204 161V160H203ZM221 161V160H220ZM246 161H248L247 160V158H246ZM246 161H244L245 162V164H246ZM259 161H261V160H259ZM259 161H258V163H259ZM8 162V161H7ZM38 162V163H39ZM43 162V161H42ZM162 163V161H160L159 160V163ZM168 162H170V161H168ZM192 162V161H191ZM196 162V161H195ZM198 162V161H197ZM215 162V163H216ZM244 162H243V164L242 163H240V164H242V165H244ZM255 162H257L256 160H255ZM262 162V161H261ZM260 162V163H261ZM10 163V162H9ZM12 163V162H11ZM37 163V162H36ZM35 162H34V164H36ZM53 163V164H52ZM173 163V164H174ZM180 163H182V162H179V164ZM201 163V162H200ZM205 163L208 165V164H210V163H207L206 161H205ZM239 163V162H238ZM237 163V164H238ZM253 163V162H252ZM259 163V164H260ZM263 164H264V162H262ZM5 164V163H4ZM8 164V163H7ZM32 164H33V160H32ZM50 164H52V165H50ZM163 164V163H162ZM162 164H160L161 166V168H159V166L157 165V164H154V166L153 167H155L156 165H157V167L159 168V172H160V169L162 170ZM178 164V166H180ZM194 164V163H193ZM195 164H197V163H195ZM202 164H203V162H202ZM214 164V163H213ZM212 164V165H213ZM218 164H220V163H218ZM257 164V163H256ZM255 164V165H256ZM259 164H257V165H259ZM0 165H2V164H0ZM6 165V164H5ZM4 165V166H5ZM14 164H12V166H13ZM16 165V164H15ZM44 165H45V163H44ZM175 166L177 165V163L176 164H174ZM189 165V164H188ZM192 165V164H191ZM190 165V166H191ZM201 165V164H200ZM239 165V164H238ZM242 165H240V166H242ZM254 165V164H253ZM261 165V164H260ZM37 166H39V165H37ZM165 166V165H164ZM174 166V167H175ZM177 166V167H178ZM182 166H183V163H182ZM182 166H180V167H182ZM185 166V165H184ZM189 166V167H190ZM193 166V168L192 169H194V165H192ZM199 166V165H198ZM205 166V165H204ZM220 166V165H219ZM218 166V167H219ZM222 166H225V165H222ZM227 166V165H226ZM239 166V167H240ZM264 166V165H263ZM8 167V165L6 166V168ZM11 167V166H10ZM14 167V166H13ZM13 167H12V169H13ZM17 167V166H16ZM16 167H14V168H16ZM26 167V166H25ZM36 167V166H35ZM34 167V168H35ZM41 167H43V165L41 166ZM46 167V166H45ZM203 167V166H202ZM202 167H199V168H202ZM213 167H214V165H213ZM217 167V168H218ZM243 167V166H242ZM244 167H245V165H244ZM243 167V168H244ZM27 168V167H26ZM25 168V169H26ZM33 167H32V169H34ZM37 168H39V167H37ZM44 168V167H43ZM164 168V167H163ZM169 168V167H168ZM220 168V167H219ZM226 168H230V167H226ZM236 168V167H235ZM243 168H241L240 167V169H241V171L242 170H244ZM246 168V167H245ZM249 168V166H247V168L245 169V171L247 170ZM29 169H30V167H29ZM32 169H30L31 171H32ZM36 169V168H35ZM40 169V168H39ZM45 169V168H44ZM154 169V168H153ZM165 169H167L166 167H165ZM172 169V168H171ZM183 169V168H182ZM196 169V168H195ZM224 169V168H223ZM223 169H222V171H223ZM240 169L238 168L237 170L238 171H240ZM38 170V169H37ZM150 170L152 171V172H150ZM177 170V169H176ZM189 170V173H190V169H188ZM201 170V169H200ZM216 170V169H215ZM218 170H220V169H218ZM231 171H232V169H230ZM236 170V171H237ZM250 170V169H249ZM7 171H8V168H7ZM29 171V170H28ZM30 171V172H31ZM36 171V170H35ZM163 171V170H162ZM168 170H166V172H167ZM186 172H188L187 170H185ZM184 170H183V173H182V175H183V177H184V172H185ZM193 171V170H192ZM204 171H205V169H204ZM204 171H203V173H204ZM212 171V170H211ZM221 171V172H222ZM229 171V170H228ZM231 171H229V172H231ZM240 171V172H241ZM30 172H28V173H30ZM60 172H62V173H60ZM130 173V177H131V179H130V181H127L126 179L128 178V177H126V173ZM163 172H165V171H163ZM162 172V173H163ZM186 172H185V176H186ZM207 172V170L205 171V173ZM216 171H214L213 173H215ZM224 172V171H223ZM247 172V171H246ZM262 172H263V170H261V172H258V171H256V173H255V175H257V176H259L260 178H261V174H262ZM1 173V172H0ZM4 173L6 174V170L4 171ZM4 173H1V174H4ZM24 173H25V171H24ZM39 173H41V170H40V172ZM172 173V172H171ZM178 173V172H177ZM176 173V177L178 178V174ZM193 173V172H192ZM204 173V175L203 176H205L206 174ZM210 173V172H209ZM208 173V174H209ZM232 174H233V172H231ZM243 173H245L244 171H243ZM243 173H240L239 175H241V174H243ZM261 173V174H260ZM4 174V175H5ZM26 174V173H25ZM34 174V173H33ZM36 174V173H35ZM38 174V173H37ZM45 174H46V171H45ZM48 174V173H47ZM46 174V175H47ZM56 174V175H57ZM160 174V173H159ZM194 174V173H193ZM200 174V173H199ZM207 174V175H208ZM222 174V173H221ZM220 174V175H221ZM228 174V173H227ZM260 174V175H259ZM17 175H18V173H17ZM22 175V174H21ZM43 175V174H42ZM49 175V176H50ZM181 175V176H182ZM201 175V174H200ZM199 175V176H200ZM206 175V176H207ZM216 175V174H215ZM245 175V174H244ZM254 175V176H255ZM1 176V175H0ZM23 176V175H22ZM27 176V175H26ZM35 176V175H34ZM48 176V175H47ZM167 177H168V175H166ZM195 176V175H194ZM197 176V175H196ZM198 176V177H199ZM224 176V175H223ZM225 176H226V174H225ZM248 176H250V175H246L245 177L242 175L241 177H242V179H245L244 181L246 182L247 181V179H246V177H248ZM254 176H252V174H251V177H254ZM257 176H255L256 178H258ZM2 177V176H1ZM0 177V178H1ZM32 177V176H31ZM52 177L53 176H51V177H49V178H51L52 179ZM56 177V176H55ZM59 177V176H58ZM182 177V178H183ZM213 177H215V176H213ZM212 177V178H213ZM222 177V176H221ZM264 176H263V174H262V178H263ZM12 178H14V176L12 177ZM22 178H24V177H22ZM27 178H29V176L27 177ZM39 179H40V177H38ZM41 178H43V177H41ZM46 177H44V179H45ZM48 178V177H47ZM54 178V177H53ZM190 178V177H189ZM197 178V177H196ZM201 178H203V177H200V179ZM250 178V177H249ZM248 178V179H249ZM15 179V178H14ZM32 179V178H31ZM56 179H57V177H56ZM174 179H175V177H174ZM174 179H173V182L172 183H174ZM188 179V178H187ZM204 179H206V178H204ZM224 179V178H223ZM13 180V179H12ZM16 180H17V178H16ZM42 180V179H41ZM50 180V179H49ZM129 180V179H128ZM137 180H138V182H137ZM168 180V179H167ZM182 181H183V179H181ZM181 180H179V181H181ZM185 180V179H184ZM189 180V179H188ZM193 180H194V178H193ZM196 180V179H195ZM208 180V179H207ZM214 180V179H213ZM252 180V179H251ZM254 180H255V178H254ZM0 181H3V180H0ZM5 181H7V180H5ZM4 181V182H5ZM9 181H11V180H9ZM19 182H21L22 181V179L21 180H18ZM17 181V182H18ZM29 181V180H28ZM27 181V182H28ZM45 180H43V182H44ZM52 181V180H51ZM56 181V180H55ZM140 181V182H139ZM166 181V180H165ZM178 181V180H177ZM197 181H198V179H197ZM200 181V180H199ZM198 181V182H199ZM211 181V179L209 180V183H211L210 182ZM220 181V180H219ZM250 181V180H249ZM260 181H261V179H260ZM13 182H14V180H13ZM23 182H26V180L25 181H23ZM22 182V183H23ZM39 182H41V181H39ZM144 182V184L147 186L148 184H150V186H151V188L150 189H148V192H147V189L146 188H148V187H144V185H143V189H146L145 191L147 192V195H145V193L146 192H144V194L141 192V190H140V194L138 195L137 193H135V194H137L138 195V197H137V199L136 200H133V202H132V205L133 206H131V208L130 209H127L126 211H127V213L126 212H124L123 214H125V215H127L128 214V217H127V219H129L128 221L130 222V221H134L133 223H131V228H129L128 227V225L129 224H127L126 225V222L123 220V219H121V218H123V217H121V218H119L118 217V214H117V212H116V210L115 209H117V208H119V207H117V208H114V206L111 204V202L109 201V199L111 200V199H113L114 197H115V195L117 194V192H120V193H125V191H126V189L128 188V189H135V192H137V189L139 190L140 188H139V186H140V184H142ZM171 182V181H170ZM169 182V183H170ZM192 182V181H191ZM197 182V183H198ZM214 182V181H213ZM227 183H229L228 182V180L226 181ZM251 182V181H250ZM257 182H258V184L260 183L258 180H257ZM3 183V182H2ZM12 183V182H11ZM10 183V184H11ZM16 183V182H15ZM31 183V182H30ZM30 183H29V185H30ZM45 183H48L47 182V180L45 181ZM44 183V185L46 186V184ZM167 183V182H166ZM172 183H170V184H172ZM176 183V182H175ZM178 183V182H177ZM189 183H190V180H189ZM189 183H188V185H189ZM196 183V182H195ZM202 184H203V182H201ZM208 183V182H207ZM217 183H219V182H217ZM217 183H215L214 182V185H215V187L216 186H219V184H217ZM256 183V182H255ZM6 184H9V183H6ZM13 185H14V183H12ZM12 184H11V187H12ZM17 184V183H16ZM19 184V183H18ZM51 184H55V183H53V182H51ZM57 184H58V182H57ZM163 184V183H162ZM161 184V185H162ZM201 184V188H203L202 186L204 185H202ZM213 184V183H212ZM212 184H210V187L209 188H213V185ZM23 185V184H22ZM44 185H41V186H44ZM159 185V184H158ZM160 185V186H161ZM167 185V184H166ZM173 185V184H172ZM177 185V184H176ZM182 185H184L183 184V182H182ZM191 185H192V188H193V185H194V183L192 184L191 183ZM209 184H207V186H208ZM211 185H212V187H211ZM256 185V184H255ZM5 186V185H4ZM9 186V185H8ZM8 186H5V187H7V189H8ZM24 186V185H23ZM26 186H27V184H26ZM33 186V185H32ZM48 186H49V184H48ZM53 186V185H52ZM56 186V185H55ZM149 186V185H148ZM185 186V185H184ZM199 186V183H198V185H196V188ZM207 186H205V187H207ZM259 186H260V184H259ZM15 187V186H14ZM17 187V186H16ZM50 187V186H49ZM57 187H59V185L57 186ZM162 187H163V185H162ZM162 187L160 188V189H162ZM173 187V186H172ZM174 187H175V185H174ZM173 187V188H174ZM177 187V186H176ZM186 187H188L189 188V186H187V184H186ZM191 187V186H190ZM236 187V186H235ZM4 188V187H3ZM2 188V189H3ZM22 188V187H21ZM36 188V187H35ZM42 188H44V187H42ZM48 188V187H47ZM52 188V187H51ZM50 188V189H51ZM165 188V187H164ZM163 188V189H164ZM171 188V187H170ZM182 188H183V186H182ZM192 188H190V189H192ZM201 188H199V189H197V190H200ZM240 188V187H239ZM238 188V189H239ZM260 188V187H259ZM12 189V188H11ZM15 189V188H14ZM14 189H12V190H14ZM23 189V188H22ZM29 189V188H28ZM27 189V190H28ZM34 189V188H33ZM54 189V188H53ZM58 189V188H57ZM76 189H78L77 191H76ZM142 189V190H143ZM158 189H159V186H158ZM186 188H184L183 189V191L185 190ZM189 189V191H191ZM194 190H195V185H194V188H193ZM207 189V188H206ZM213 189H216V188H213ZM218 189H220V188H218ZM233 189V188H232ZM262 191V194L264 195V179H262V181H261V188H260ZM19 190H21V189H19ZM27 190H24L25 192L27 191ZM60 190H64V189H59V192H60ZM66 190V189H65ZM67 190H66V192H67ZM168 190H169V188H168ZM172 190V192H173V189H171ZM178 190V189H177ZM179 190H180V193L182 192L181 190L182 189H180V187H179ZM187 190V189H186ZM202 190V189H201ZM212 190V189H211ZM236 190V189H235ZM255 190V189H254ZM4 191H6V190H4ZM10 191V190H9ZM33 191H37V190H33ZM44 191V190H43ZM56 191V190H55ZM58 191V190H57ZM56 191V192H57ZM128 191L129 190H127L126 192H127V194H128ZM131 191V190H130ZM159 191V190H158ZM157 191V192H158ZM161 191V190H160ZM166 191H167V188H166ZM174 191H176V190H174ZM207 191H208V189H207ZM215 191V190H214ZM219 191H222V190H219ZM223 191H225L224 189H223ZM234 191V190H233ZM252 191V190H251ZM21 192H23L22 190H21ZM46 193H47V191H45ZM44 192V193H45ZM52 192V194H53V192H54V190L52 191H50V193ZM134 192V191H133ZM162 192H163V190H162ZM199 192V191H198ZM229 192H231V191H229ZM250 192V191H249ZM255 192V194H256V191H254ZM1 193H3V192H1ZM0 193V194H1ZM24 193V192H23ZM33 193V192H32ZM35 193V192H34ZM34 193L32 194L33 196H34ZM43 193V194H44ZM45 193V194H46ZM49 193V194H50ZM62 193V192H61ZM139 193V192H138ZM142 193V194H141ZM161 193V192H160ZM159 193V194H160ZM184 192H182L181 194H183ZM200 193V192H199ZM211 192H208V194H210ZM225 193V192H224ZM223 193V194H224ZM227 193H228V191H227ZM260 193V192H259ZM13 194V193H12ZM37 194H39V193H37ZM65 194V193H64ZM132 194V193H131ZM177 194H178V191H176V197H177ZM184 194H186V192L184 193ZM188 194V193H187ZM193 193L191 192L188 196H189V198H190V195H192ZM205 194V193H204ZM207 194V195H208ZM213 194V193H212ZM216 194H217V192H216ZM232 194V193H231ZM233 194H235L236 195V193L235 192H233ZM243 194V193H242ZM41 195V194H40ZM60 195V194H59ZM58 195V196H59ZM69 195V194H68ZM119 195H121V194H119ZM137 195H135V196H137ZM173 195V194H172ZM197 195H198V193H197ZM203 194H200V196H202ZM218 195H220V193L218 194ZM226 195V194H225ZM225 195H224V197H225ZM239 195V194H238ZM244 195H245V193H244ZM251 196H253L254 194L252 193V194H250ZM249 195V198L251 197ZM262 195V196H263ZM0 196H2V195H0ZM8 196V195H7ZM43 196V195H42ZM47 196V195H46ZM50 196V195H49ZM55 196H56V194H55ZM55 196H53V197H55ZM106 196H109V199L108 200H106ZM134 196V197H135ZM159 196V195H158ZM179 196H180V194H179ZM186 196V195H185ZM184 196V197H185ZM200 196H197V197H200ZM210 196V201L212 200V201H219L220 203H227V201H226V199L225 198H231L232 196H230V197H221V195H220V198H216V197H211V194L209 195ZM216 196V195H215ZM234 196V195H233ZM239 196H241V195H239ZM9 197V196H8ZM36 197V196H35ZM41 197V196H40ZM43 197H45V196H43ZM70 197V196H69ZM118 197V196H117ZM124 197V196H123ZM130 197V196H129ZM128 197V198H129ZM132 197H133V195H132ZM160 197V196H159ZM176 197H173V198H175L176 199ZM181 197H183L182 195H181ZM181 197H179L181 200H183L184 199V197H183V199L181 198ZM205 197H206V195H205ZM208 197V196H207ZM238 197V196H237ZM242 197V196H241ZM247 197H248V195H247ZM1 198V197H0ZM5 198V197H4ZM7 198V197H6ZM59 198H60V196H59ZM163 198V197H162ZM185 198H187V197H185ZM193 198H194V196H193ZM236 198V197H235ZM239 198V197H238ZM41 199V198H40ZM64 199V198H63ZM62 199V200H63ZM75 199L73 200V201H75ZM118 199V198H117ZM121 199V198H120ZM125 199V197L123 198V200ZM127 199V198H126ZM132 199V198H131ZM159 199V198H158ZM172 199V198H171ZM180 199H179V201H180ZM191 199V198H190ZM198 199V198H197ZM201 199V198H200ZM205 199H207V198H205ZM204 199V200H205ZM209 199V198H208ZM233 199V198H232ZM240 199V198H239ZM239 199H237V201H239ZM241 199H246V197L244 198V196H243V198H241ZM252 199V198H251ZM256 198H254V200H255ZM6 200V199H5ZM5 200H3V202H5ZM10 200V199H9ZM42 200V199H41ZM48 200V199H47ZM59 200V199H58ZM57 200V201H58ZM128 200V199H127ZM145 200V202H142V201H144ZM153 200H155V199H153ZM152 200V201H153ZM157 200V199H156ZM160 201H162L163 199H159ZM166 200V199H165ZM174 200V199H173ZM172 200V201H173ZM185 200V199H184ZM189 200V199H188ZM187 200V201H188ZM196 200V199H195ZM201 200H203V199H201ZM248 200V199H247ZM262 200V199H261ZM12 201V200H11ZM49 201V200H48ZM54 201V200H53ZM65 201H66V199H65ZM78 201H77V203H78ZM118 201V200H117ZM125 201V200H124ZM124 201H122V202H124ZM148 201V202H147ZM150 201H151V199H150ZM158 201V200H157ZM170 201V200H169ZM186 201V203H188ZM200 200L198 199V202H199ZM234 201V200H233ZM241 201V200H240ZM249 201V200H248ZM51 202V201H50ZM62 202V201H61ZM127 202H131L130 200H128ZM127 202H125L126 204H128ZM175 202H176V200H175ZM174 201H173V203H175ZM191 203L192 202H194V201H190ZM201 202V201H200ZM230 202V201H229ZM245 202V201H244ZM250 202V201H249ZM249 202H247V203H249ZM254 202H256V200L254 201ZM1 203H2V200H1ZM12 203V202H11ZM52 203V202H51ZM67 203V202H66ZM121 203V202H120ZM143 203V204H142ZM152 203V202H151ZM155 203V202H154ZM157 203H159V204H161L160 202H157ZM172 203V204H173ZM178 203V202H177ZM180 203V202H179ZM182 203V202H181ZM191 203H189V205L191 204ZM196 203H197V200H196ZM206 203H207V201H206ZM205 203V204H206ZM241 203V202H240ZM243 203V202H242ZM246 203V204H247ZM7 204V203H6ZM24 204V203H23ZM61 204V203H60ZM69 204V208H70V205L72 204H70V203H68ZM76 204V203H75ZM124 204V203H123ZM130 204V203H129ZM170 204V203H169ZM185 204V203H184ZM193 204V203H192ZM204 204V205H205ZM212 204V203H211ZM210 203H209V205H211ZM228 204L229 203H227L226 204V206H228ZM259 204H262V203H258V208H259ZM264 204V203H263ZM263 204H262V206H263ZM1 205V204H0ZM3 205H5V204H2V207H3ZM8 205V204H7ZM7 205H5V206H7ZM26 205V206H27ZM62 205V204H61ZM60 205V206H61ZM87 205V204H86ZM131 205V204H130ZM156 205V207H157V204H155ZM164 205V204H163ZM175 205V204H174ZM178 206H179V204H177ZM176 205V206H177ZM194 205H196L195 203H194ZM198 205H201L200 203L198 204ZM209 205L207 204V208H209ZM215 205V204H214ZM230 206H232L231 205V203L229 204ZM233 205H235V203L233 204ZM245 205V204H244ZM248 205V204H247ZM247 205H246V207H247ZM253 205V204H252ZM256 205H257V203H256ZM73 206V205H72ZM82 206H84V205H82ZM88 206V205H87ZM86 206V207H87ZM121 206V205H120ZM129 206V205H128ZM165 206V205H164ZM184 206H187V205H184ZM218 206V205H217ZM225 206V205H224ZM9 207V206H8ZM24 209H23V208ZM59 207V206H58ZM65 207V206H64ZM63 207V208H64ZM73 207H75V206H73ZM81 207V206H80ZM125 207H126V205H125ZM182 206H180V208H181ZM192 207H194V206H192ZM201 207V206H200ZM203 207V206H202ZM206 207V206H205ZM222 207V206H221ZM236 207H237V204H236ZM235 207V208H236ZM260 207H261V205H260ZM67 208V207H66ZM69 208H67V209H69ZM85 208V207H84ZM104 208V209H105ZM129 208V207H128ZM161 208V207H160ZM168 208H169V206H168ZM178 208V207H177ZM176 208V209H177ZM186 208V207H185ZM191 208V207H190ZM190 208H189V210H190ZM198 208V207H197ZM254 208H256V207H254ZM261 208H263V210H264V206L263 207H261ZM34 208H32V210H33ZM57 209V208H56ZM72 209V208H71ZM75 210H76V208H74ZM101 209H102V207H101ZM156 209V208H155ZM159 209V208H158ZM162 209V208H161ZM200 209V208H199ZM202 209V208H201ZM206 209V208H205ZM203 210V214L205 213L206 214V211H207V209L206 210ZM211 209H212V207H211ZM210 209V210H211ZM31 210V211H32ZM62 210V209H61ZM70 210V209H69ZM75 210H73V211H75ZM82 210H83V208H82ZM82 210H81V212H82ZM100 210V209H99ZM98 210V211H99ZM151 210H153V212L151 211ZM157 210V209H156ZM160 210V209H159ZM164 210V209H163ZM162 210V211H163ZM166 210H167V208H166ZM172 210V209H171ZM170 210V211H171ZM175 210V209H174ZM186 210V209H185ZM215 210V209H214ZM232 210V209H231ZM3 211H4V209H3ZM26 211H27V213H29L30 212V210H29V212H28V210L26 209ZM37 211V210H36ZM41 211H40V213H41ZM66 211H68V210H66ZM71 211V210H70ZM76 211H78V209L76 210ZM103 211V210H102ZM118 211V210H117ZM121 211V210H120ZM154 211H155V213H154ZM161 211V210H160ZM168 211V210H167ZM176 211V210H175ZM192 211V210H191ZM190 211V212H191ZM205 211V212H204ZM213 211V210H212ZM223 211H224V208H223ZM12 212V213H11ZM38 212V211H37ZM63 212V211H62ZM80 212V211H79ZM97 212V211H96ZM95 212V213H96ZM104 212V211H103ZM102 212V214H104ZM172 212H173V210H172ZM178 211H176V213H177ZM179 212H180V210H179ZM183 212H184V210H183ZM186 212H187V210H186ZM186 212H185V219H186V221H185V223H183L182 225H181V227H180V229L181 228H185L187 225L189 226V225H193V228H194V225L196 224V221H199V219H194L195 221H193V214H194V216H195V213L194 212H192V214L189 212V213H187L186 214ZM195 212H198V211H196L195 210ZM200 212V211H199ZM198 212V213H199ZM214 212V211H213ZM217 212V211H216ZM225 212H226V210H225ZM228 212V211H227ZM232 212V211H231ZM230 212V213H231ZM237 212V211H236ZM235 212V213H236ZM261 212V211H260ZM2 213V214H1ZM64 213V212H63ZM98 214H101L100 212H97ZM121 213H122V211H121ZM165 212L163 211V214H164ZM170 213V212H169ZM181 213H182V211H181ZM180 213V214H181ZM197 213V214H198ZM200 213H202V212H200ZM209 213H212L211 211H209ZM219 213V212H218ZM34 214V213H33ZM47 214V213H46ZM67 214H68V212H67ZM66 214V215H67ZM71 213H69V215H70ZM80 213H78V215H79ZM105 214H107V213H105ZM104 214V215H105ZM159 214H160V212H159ZM162 214V213H161ZM168 214V213H167ZM170 214H172V213H170ZM216 214V213H215ZM221 214H223V212L221 213ZM220 214V215H221ZM227 213H225V215H226ZM233 214H234V212H233ZM241 214V213H240ZM240 214H238V215H240ZM246 214V213H245ZM36 216H37V214H35ZM63 215V214H62ZM76 216H78L77 214H75ZM165 215H166V213H165ZM164 215V216H165ZM177 215H179V214H177ZM176 215V216H177ZM200 215V214H199ZM209 215V214H208ZM237 215V214H236ZM29 216H30V214H29ZM32 216V215H31ZM65 216V215H64ZM75 216V217H76ZM94 216V215H93ZM96 216V215H95ZM95 216H94V218H95ZM121 216V215H120ZM138 216V218H135V217H137ZM168 216H170L169 214H168ZM172 216H173V214H172ZM207 216V215H206ZM210 216V215H209ZM219 216V215H218ZM235 216V215H234ZM241 216H243V215H241ZM39 217H41V216H39ZM44 217V216H43ZM99 217V216H98ZM106 217H107V215H106ZM161 217H163V215L161 216ZM198 217V216H197ZM202 217V216H201ZM201 217H199V218H201ZM205 217V216H204ZM211 217V216H210ZM222 217H223V215H222ZM237 217V216H236ZM240 216H238L237 217V219H240L239 218ZM70 218V217H69ZM110 218V217H109ZM108 217H107V219H109ZM159 218V217H158ZM167 218V217H166ZM171 218V217H170ZM177 218H180V216L179 217H177ZM176 218V219H177ZM212 218V217H211ZM216 218H217V216H216ZM221 218V216L219 217V219ZM230 218H232V217H230ZM234 218L235 217H233V219L232 220H234ZM245 218V217H244ZM102 219V218H101ZM104 220V221H108V220ZM162 219V218H161ZM165 221H166V219L165 218H163ZM168 219H169V217H168ZM184 219V218H183ZM204 219L205 218H203V220L202 221H204ZM207 219H208V216H207ZM206 219V220H207ZM218 219V218H217ZM224 219V218H223ZM236 219V218H235ZM255 219V218H254ZM261 219H263L262 217H261ZM30 220V219H29ZM28 220V221H29ZM35 220H36V218H35ZM49 220V219H48ZM94 219H92V221H93ZM99 220V219H98ZM97 220V221H98ZM110 220V219H109ZM171 220V219H170ZM173 220V219H172ZM216 219H214V221H215ZM225 220H228V219H226L225 218ZM232 220H230L229 219V221H232ZM246 220V219H245ZM259 220V219H258ZM33 221H34V219H33ZM32 221V222H33ZM37 221V220H36ZM46 221V220H45ZM103 221V222H104ZM160 221V220H159ZM180 220H178V222H179ZM184 221V220H183ZM202 221H200V222H202ZM208 221V220H207ZM207 221H205V222H207ZM210 221H212V220H210ZM222 221V220H221ZM224 221V220H223ZM254 221H256V220H254ZM259 221H261L262 222V220H259ZM258 221V222H259ZM30 222V221H29ZM47 222V221H46ZM45 222V223H46ZM89 222H90V220H89ZM101 222H102V220H101ZM172 222V221H171ZM235 222V221H234ZM238 222V221H237ZM236 222V223H237ZM243 222V221H242ZM261 222H260V226H261ZM23 223V222H22ZM22 223H20L21 224V227L23 226L22 225ZM31 223V222H30ZM29 223V224H30ZM98 223H100V222H98ZM113 223H111L112 225H113ZM135 223V229L133 230L132 229V225ZM162 223V222H161ZM168 223V222H167ZM169 223H170V221H169ZM198 223V222H197ZM207 223H209V221L207 222ZM207 223H205L207 226H208V224ZM241 223V222H240ZM254 223H256V222H254ZM19 224V225H20ZM26 224H27V222H26ZM33 224H35L34 222H33ZM44 224V223H43ZM49 224V223H48ZM84 224H85V222H84ZM104 224V223H103ZM103 224H100L101 226H99L100 228H103L102 227V225ZM108 224V223H107ZM156 224V223H155ZM154 224V225H155ZM157 224H158V222H157ZM181 224V223H180ZM179 224V225H180ZM200 224V223H199ZM198 224V225H199ZM204 224V223H203ZM204 224V225H205ZM214 224H215V222H214ZM221 224H223L222 222H221ZM221 224H220V226H221ZM228 224H230L229 222H228ZM262 224H263V222H262ZM37 226H38V223L36 224ZM51 225V224H50ZM93 225V224H92ZM95 225V224H94ZM115 225V224H114ZM159 225V224H158ZM177 225V224H176ZM200 225H202V224H200ZM205 225V226H206ZM216 225H217V223H216ZM231 225V224H230ZM251 225H252V223H251ZM6 226V225H5ZM10 226V225H9ZM34 226V225H33ZM44 226V225H43ZM47 226V225H46ZM45 226V227H46ZM53 226H55V224H53ZM172 226V225H171ZM170 226V227H171ZM174 226H175V224H174ZM197 226V225H196ZM195 226V227H196ZM207 226H206V230L205 231H207V233H208V235H207V237L210 235V237H212L213 235H212V233L213 234H215L216 232H210V230L209 229H207ZM212 226V225H211ZM223 226V225H222ZM224 226H227V225H225V223H224ZM233 226H235V225H233ZM254 226L255 225H253V228H254ZM14 227H15V225H14ZM18 227H20V226H18ZM18 227H17V229H18ZM27 227V226H26ZM41 227V233H43L42 232V229L44 230V227L42 228V226H40ZM59 227V229H61ZM81 227V226H80ZM79 227V228H80ZM86 227V226H85ZM84 227V228H85ZM90 227V226H89ZM99 227H96V228H99ZM113 227V226H112ZM153 227V226H152ZM166 227V226H165ZM169 227V226H168ZM173 227V226H172ZM199 227V226H198ZM209 228H210V226H208ZM214 227H216V226H214ZM237 227V226H236ZM250 227V226H249ZM263 227V226H262ZM9 228V227H8ZM11 228H13V227H11ZM30 228V227H29ZM106 228H107V226H106ZM105 228V229H106ZM190 228V227H189ZM202 228H203V226H202ZM218 228H219V226H218ZM231 228V227H230ZM233 228V227H232ZM231 228V229H232ZM252 228V227H251ZM251 228H249L250 230H251ZM4 229V228H3ZM6 229H7V226H6ZM5 229V230H6ZM50 229V228H49ZM52 229V228H51ZM54 229V228H53ZM155 229V228H154ZM154 229H153V231H154ZM172 229V228H171ZM191 229V228H190ZM196 229V228H195ZM195 229H193V230H195ZM226 229H228L229 230V226H228V228L226 227ZM248 229V228H247ZM260 229H261V227H260ZM259 228H258V231L260 230ZM263 229V228H262ZM5 230L3 231V232H5ZM12 230V229H11ZM14 230V229H13ZM33 230V229H32ZM36 230V229H35ZM35 230H33V231H35ZM58 230V229H57ZM84 230H86V229H84ZM90 230V229H89ZM110 230H112V229H110ZM133 230V231H132ZM144 230H146V229H144ZM217 230V229H216ZM219 230V229H218ZM221 230V229H220ZM222 230H224V228L222 229ZM250 230L248 231V233L250 232ZM254 230V237H260V232H258V231H255V228L253 229ZM253 230H252V232H253ZM257 230V229H256ZM2 230H0V232H1ZM9 231V230H8ZM18 231H20L21 232V230H18ZM46 231H48V230H46ZM55 231V230H54ZM60 231V230H59ZM62 231V230H61ZM78 231H81V230H78ZM88 231V230H87ZM100 231H101V229H100ZM103 231V230H102ZM105 231V230H104ZM115 231V230H114ZM113 231V232H114ZM152 231V232H153ZM183 231V230H182ZM181 231V232H182ZM191 231V230H190ZM198 231V230H197ZM199 231H200V229H199ZM214 231V230H213ZM262 231H264V230H262ZM12 232V231H11ZM14 232H17L16 230H14ZM26 232H27V229H26ZM50 232V231H49ZM94 232V231H93ZM93 232H91V233H93ZM187 232V231H186ZM194 232V231H193ZM196 232V231H195ZM226 232H227V230H226ZM230 232V231H229ZM246 232V231H245ZM251 232V233H252ZM5 233H7V231L5 232ZM32 233V232H31ZM52 233V232H51ZM59 233V232H58ZM64 233H66V232H64ZM76 233H77V230H76ZM81 233V232H80ZM84 233H87L86 231L84 232ZM83 233V234H84ZM99 233V232H98ZM102 233V232H101ZM139 233H141V232H139ZM189 233V232H188ZM187 233V234H188ZM199 233H201V231L199 232ZM231 233V232H230ZM247 233V234H248ZM1 234V233H0ZM3 234V233H2ZM33 234V233H32ZM40 234V233H39ZM38 234V235H39ZM47 234V233H46ZM45 234V235H46ZM49 234V233H48ZM47 234V236H49ZM54 235H55V233H53ZM93 234H95V232L93 233ZM112 234V233H111ZM113 234H115V233H113ZM138 234V233H137ZM145 234V233H144ZM182 234V233H181ZM180 234V235H181ZM198 234V233H197ZM204 234V233H203ZM217 234V233H216ZM228 234V233H227ZM247 234H246V237H247ZM5 235H7V234H5ZM13 235H14V233H13ZM29 235V234H28ZM31 235V234H30ZM34 235V234H33ZM43 235V234H42ZM58 235V234H57ZM63 234H61L60 236H62ZM68 235V234H67ZM78 235V237H80V235L79 234H77ZM86 234H84V236H85ZM89 235H90V233H89ZM96 235V234H95ZM107 235H108V233H107ZM116 234H115V238H116V236H117ZM149 235V234H148ZM179 234H178V237L180 236ZM202 235V234H201ZM205 235H206V233H205ZM205 235L203 236V237H205ZM221 235V234H220ZM225 235V234H224ZM229 235V234H228ZM236 235V234H235ZM252 235V234H251ZM263 235H264V232H263ZM2 236V235H1ZM8 236V235H7ZM14 236H16V235H14ZM14 236H12V238H15ZM46 236V237H47ZM50 236H51V234H50ZM64 236V235H63ZM71 236L70 237H68L69 239L71 238ZM103 236H104V234H103ZM105 236H106V234H105ZM112 236V235H111ZM139 236V235H138ZM137 236V237H138ZM144 236V235H143ZM184 236V235H183ZM191 236V235H190ZM225 236H227V235H225ZM253 236H252V238H253ZM3 237V236H2ZM5 237V236H4ZM10 237V236H9ZM32 237V236H31ZM30 237V239H32ZM43 237H44V235H43ZM43 237H42V240H44L43 239ZM46 237H45V239H46ZM57 237V236H56ZM65 237V236H64ZM64 237L62 238V239H64ZM66 237V238H67ZM75 237H76V234H75ZM86 237V236H85ZM95 237V236H94ZM109 237V236H108ZM113 237V236H112ZM112 237H110V239L112 238ZM150 237V236H149ZM148 237V238H149ZM176 237V236H175ZM186 237H187V235H186ZM218 237H221V236H218ZM229 237V236H228ZM227 237V238H228ZM231 237V236H230ZM229 237V238H230ZM234 237V236H233ZM232 237V238H233ZM6 238V237H5ZM11 238V239H12ZM25 238V237H24ZM23 238V239H24ZM27 238H29V237H27ZM34 238V237H33ZM40 238H41V235H40ZM54 238V237H53ZM61 238V237H60ZM59 238V239H60ZM65 238V239H66ZM67 238V239H68ZM82 238H83V236H82ZM81 237H80V239H82ZM103 238V237H102ZM102 238H101V240H102ZM107 237H105L104 238V240L106 239ZM132 238V237H131ZM143 238V237H142ZM155 238V237H154ZM158 238V237H157ZM194 238V237H193ZM202 238V237H201ZM200 238V239H201ZM222 238H223V236H222ZM250 238V237H249ZM262 238V237H261ZM1 239V238H0ZM8 239V238H7ZM6 239V240H7ZM10 239V240H11ZM35 239V238H34ZM50 238H48V240H49ZM51 239H52V237H51ZM67 239H66V241H67ZM77 239V238H76ZM85 239H87V238H85ZM108 239V238H107ZM109 239V240H110ZM135 239V238H134ZM156 239V238H155ZM155 239H153V240H155ZM176 239H177V237H176ZM203 239V238H202ZM208 239V238H207ZM213 239V238H212ZM214 239H216V238H214ZM224 239V238H223ZM222 239V240H223ZM226 239V238H225ZM224 239V240H225ZM247 239V238H246ZM260 239V238H259ZM259 239H257L256 241H259ZM264 239V238H263ZM1 240H3V239H1ZM0 240V241H1ZM5 240V239H4ZM9 240V239H8ZM15 239H13V241H14ZM24 240H26V239H24ZM23 240V241H24ZM40 240V239H39ZM58 240V239H57ZM73 240V239H72ZM72 240H70V241H72ZM83 240V239H82ZM91 240H93V239H91ZM90 240V241H91ZM100 240V241H101ZM118 240V239H117ZM149 240V239H148ZM153 240H150V242L151 241H153ZM182 240V239H181ZM189 240V239H188ZM187 240V238H186V241H188ZM191 240V239H190ZM195 240H197V239H195ZM205 241H206V238L204 239ZM203 240V241H204ZM223 240V241H224ZM231 240V239H230ZM254 240H255V238H254ZM12 241V240H11ZM12 241V242H13ZM18 241H21V239L20 240H18ZM18 241H16L15 240V242H18ZM27 241H28V239H27ZM56 241V239L54 238V241H53V243ZM64 241V240H63ZM66 241H64L63 242V244L66 242ZM75 241H77V240H75ZM90 241H88V242H90ZM133 241V240H132ZM137 241V240H136ZM141 241H142V239H141ZM141 241H139V242H141ZM176 241V240H175ZM178 241H179V239H178ZM177 241V242H178ZM183 241H185V239L183 240ZM204 241V242H205ZM213 241V240H212ZM219 241H220V239H219ZM218 241V242H219ZM226 241V240H225ZM231 241H233V239L231 240ZM246 241H249V239L248 240H246ZM253 241V240H252ZM255 241V242H256ZM262 240H260V242H261ZM9 241H7V243H8ZM30 242H33L32 240L30 241ZM29 242V243H30ZM39 242V241H38ZM44 242V241H43ZM49 242V241H48ZM51 242H52V240H51ZM50 242V243H51ZM59 242V241H58ZM73 242H74V240H73ZM78 242V241H77ZM104 242H106V241H104ZM110 242V241H109ZM112 242H114V241H112ZM149 242V241H148ZM194 242V241H193ZM211 242V241H210ZM214 242V241H213ZM215 242H217V240L215 241ZM227 242V241H226ZM229 242V241H228ZM235 242V241H234ZM249 242H251V240L249 241ZM264 242V241H263ZM29 243H28V245H29ZM34 243V242H33ZM61 243V242H60ZM67 243V242H66ZM72 243V242H71ZM127 243V242H126ZM133 244H134V242H132ZM138 243V242H137ZM197 243V242H196ZM258 243V242H257ZM0 244H3L4 245V242H2V243H0ZM38 244V243H37ZM74 244H75V242H74ZM88 244V243H87ZM113 244V243H112ZM124 244V243H123ZM140 244H142V243H140ZM145 244V243H144ZM146 244H148V243H146ZM180 244V243H179ZM198 244V243H197ZM200 244V243H199ZM203 244V243H202ZM255 244V243H254ZM262 244V243H261ZM260 244V245H261ZM13 245V244H12ZM11 245V246H12ZM36 245V244H35ZM56 245H59V244H56ZM84 245H85V243H84ZM90 245V244H89ZM111 245V244H110ZM143 245V244H142ZM141 245V246H142ZM187 245H189V244H187ZM212 245H214V243L212 244ZM259 245V246H260ZM7 246V245H6ZM9 246V245H8ZM37 246V245H36ZM35 246V247H36ZM51 246H55V244L54 245H52L51 244ZM61 246V245H60ZM65 247V245H62V247ZM70 246V245H69ZM72 246V245H71ZM79 246H81V244L79 245ZM107 246V245H106ZM112 246V245H111ZM121 246H123V245H121ZM136 246V245H135ZM140 246V245H139ZM147 246V245H146ZM145 246V247H146ZM152 246V245H151ZM201 246V245H200ZM200 246H199V248H200ZM204 246V245H203ZM203 246H201V247H203ZM12 247H14V245L12 246ZM16 247V246H15ZM17 247H19V246H17ZM29 247V246H28ZM33 247V246H32ZM31 247V248H32ZM66 247L68 248V246L66 245ZM82 247V246H81ZM86 247V246H85ZM90 246H88V248H89ZM103 247H104V245H103ZM114 247V246H113ZM134 247V246H133ZM132 247V248H133ZM144 247V248H145ZM196 247V246H195ZM207 247V246H206ZM208 247H210L209 245H208ZM261 247V246H260ZM0 248H3V249H5L4 248V246H2L1 247V245H0ZM7 248V247H6ZM21 248H23V247H21ZM39 248V250H40V247H38ZM54 248H56V246L54 247ZM54 248H52L51 247V249H54ZM59 247H57L56 249H58ZM67 248H65V249H67ZM73 248H75V246H73ZM72 248V249H73ZM102 248V247H101ZM152 248L154 249V246H152ZM199 248H198V250H199ZM215 248H217V247H215ZM262 248V247H261ZM12 249V248H11ZM14 249H16V248H14ZM26 249V248H25ZM24 249V251L26 252V250ZM34 249V248H33ZM44 249V248H43ZM60 249V248H59ZM69 249H70V247H69ZM76 249V248H75ZM81 249V248H80ZM110 249H112V248H110ZM134 249V248H133ZM136 249V248H135ZM143 249V248H142ZM152 249V250H153ZM195 249H197V247L195 248ZM208 249V248H207ZM2 250V249H1ZM0 250V251H1ZM6 250V249H5ZM4 250V251H5ZM8 250V249H7ZM10 250V249H9ZM42 250V249H41ZM40 250V251H41ZM61 250H62V248H61ZM61 250H60V252H61ZM85 250V249H84ZM109 250V249H108ZM127 250V249H126ZM197 250V251H198ZM214 250V249H213ZM216 250V249H215ZM12 251V250H11ZM15 251V250H14ZM18 251V253H19V249L17 250ZM30 251V250H29ZM37 251V250H36ZM44 251H46L45 249L42 251V252H44ZM48 251V250H47ZM46 251V252H47ZM75 251V250H74ZM82 251V250H81ZM87 251V249L84 251V252H86ZM90 251H91V247H90ZM105 251V250H104ZM112 251V250H111ZM136 251H137V249H136ZM148 251V250H147ZM189 251V250H188ZM196 251V250H195ZM195 251H194V253H195ZM264 250H262V252H263ZM13 252V251H12ZM12 252H9V253H12ZM23 252V251H22ZM24 252V253H25ZM28 252V251H27ZM26 252V253H27ZM31 252V251H30ZM33 252V251H32ZM54 252V251H53ZM52 252V253H53ZM63 252H64V250H63ZM63 252H62V254H63ZM77 252H79V251H76V252H74V253H76L77 254ZM88 252V251H87ZM91 252H93V251H91ZM99 252V251H98ZM98 252H96V253H98ZM116 252V251H115ZM124 252V251H123ZM135 252V251H134ZM146 252V251H145ZM178 252V251H177ZM14 253V252H13ZM39 253V252H38ZM48 253V252H47ZM47 253H44V254H46L47 255ZM73 253V254H74ZM80 253V252H79ZM95 253V254H96ZM114 252H112V254H113ZM127 253V252H126ZM139 253H140V251H139ZM154 253V252H153ZM156 253V252H155ZM161 253V252H160ZM193 253V252H192ZM202 253V252H201ZM204 253V252H203ZM3 254H4V252H3ZM31 254V253H30ZM44 254H42L41 256H43ZM82 255L84 254V253H81ZM88 254V253H87ZM94 254V255H95ZM110 254V253H109ZM117 254V253H116ZM119 254V253H118ZM120 254H121V252H120ZM122 254H124V253H122ZM152 254V253H151ZM156 254H158V253H156ZM188 254V253H187ZM191 254V253H190ZM199 254V253H198ZM6 255V254H5ZM13 255H15V253L13 254ZM36 255H38V254H36ZM40 255V254H39ZM58 255H59V252H58ZM61 255V254H60ZM59 255V256H60ZM75 255V254H74ZM89 255H91V254H89ZM88 255V258L90 257ZM113 255H115V254H113ZM136 255V254H135ZM140 255V254H139ZM174 255V254H173ZM176 255V254H175ZM195 255H196V253H195ZM202 255V254H201ZM263 255V254H262ZM10 256V255H9ZM8 256V257H9ZM19 256H20V254H19ZM19 256H17V258H19ZM25 256V255H24ZM24 256H23V258H24ZM63 256V255H62ZM64 256H65V254H64ZM70 256V255H69ZM76 256H78V254L76 255ZM85 256H86V254H85ZM108 256V255H107ZM110 256V255H109ZM130 256V255H129ZM138 256V255H137ZM153 256V255H152ZM261 256V255H260ZM1 257H3V255L1 256ZM5 257V256H4ZM3 257V258H4ZM33 257V256H32ZM35 257V256H34ZM33 257V258H34ZM56 257H57V255H56ZM54 258V259H57V258ZM61 257V256H60ZM68 257V256H67ZM97 257H99V256H97ZM106 257V256H105ZM104 257V258H105ZM112 257V256H111ZM118 257V256H117ZM123 257H124V255H123ZM123 257H122V259H123ZM145 257V256H144ZM160 256H158V258H159ZM171 257V256H170ZM188 257V256H187ZM193 257V256H192ZM199 257H202V256H199ZM198 257V258H199ZM210 257V256H209ZM212 257V256H211ZM210 257V258H211ZM215 257V256H214ZM226 257V256H225ZM7 258V257H6ZM26 259H27V257H25ZM25 258L23 259V261L25 260ZM33 258H30V259H33ZM41 258V257H40ZM66 258V257H65ZM64 258V259H65ZM71 258V257H70ZM83 258H85V257H83ZM95 258V257H94ZM101 258V257H100ZM104 258H103V260H104ZM119 258V257H118ZM121 258V257H120ZM125 258V257H124ZM129 258V257H128ZM154 259H155V257H153ZM157 257H156V259H158ZM161 258H162V256H161ZM160 258V259H161ZM261 258V257H260ZM8 259V258H7ZM10 259V258H9ZM12 259V258H11ZM29 259V260H30ZM39 258L37 257V260H38ZM71 259H73V258H71ZM75 259V258H74ZM80 259V258H79ZM98 259V258H97ZM151 259V258H150ZM193 259V258H192ZM212 259V258H211ZM218 259V258H217ZM221 259V258H220ZM228 259H230V258H228ZM4 260H6V259H4ZM14 260V259H13ZM22 260V259H21ZM21 260L18 262V263H20L21 262ZM28 260V259H27ZM62 260V259H61ZM85 260H87V262L89 261V260H91V259H85ZM84 259H83V261H85ZM100 260V259H99ZM120 260V259H119ZM136 260V259H135ZM135 260L133 261V262H135ZM138 260V259H137ZM140 260V259H139ZM144 260V259H143ZM164 261L163 262H165V257H164V259H163ZM171 260V259H170ZM169 260V261H170ZM186 260V259H185ZM188 260V259H187ZM196 260V259H195ZM215 260V258L213 259V261ZM225 260V259H224ZM231 260V259H230ZM3 261V260H2ZM2 261H0V263L2 262ZM31 261V260H30ZM33 261V260H32ZM58 261H60V260H58ZM57 261V262H58ZM67 261V260H66ZM75 261V260H74ZM82 261V260H81ZM92 261H93V259H92ZM106 261H107V258H106ZM113 261V260H112ZM116 261V260H115ZM127 262V260L125 259L123 262ZM162 261V260H161ZM168 261V262H169ZM175 261V260H174ZM199 261H201V259L199 260ZM198 260H197V262H198V264L200 263ZM203 261V260H202ZM207 261V260H206ZM228 262H229V260H227ZM7 262V261H6ZM13 262H15V260L13 261ZM78 262V261H77ZM79 262H80V260H79ZM78 262V263H79ZM91 262V261H90ZM95 262V261H94ZM93 262V263H94ZM97 262V261H96ZM99 262V261H98ZM100 262H101V260H100ZM122 262V261H121ZM122 262V263H123ZM132 262V261H131ZM132 262V263H133ZM139 262V261H138ZM188 262V261H187ZM191 262V261H190ZM194 262H196V261H194ZM196 262V263H197ZM218 263H220V261H217ZM216 262V263H217ZM226 262V261H225ZM232 262V261H231ZM5 263V262H4ZM22 263H24V262H22ZM32 263V262H31ZM30 263V264H31ZM51 263V262H50ZM55 263V262H54ZM60 263H61V261H60ZM60 263H58V264H60ZM63 263H65V262H63ZM67 263V262H66ZM82 263V262H81ZM86 263V262H85ZM103 262H101V264H102ZM114 263V262H113ZM144 263V262H143ZM142 263V264H143ZM148 264H150V261L148 260V262H147ZM156 263H157V261H156ZM183 263H184V261H183ZM207 263V262H206ZM205 263V264H206ZM210 263V262H209ZM227 263V262H226ZM8 264V263H7ZM11 264V263H10ZM14 264V263H13ZM25 264H29V263H27L26 262V260H25ZM33 264V263H32ZM39 264H41V262L39 263ZM75 264V263H74ZM77 264V263H76ZM84 264V263H83ZM87 264H89V263H87ZM97 264V263H96ZM100 264V263H99ZM104 264V263H103ZM117 264V263H116ZM126 264V263H125ZM130 264V263H129ZM135 264V263H134ZM137 264V263H136ZM159 264V263H158ZM166 264H167V262H166ZM175 264H177V263H175ZM186 264H188V263H186ZM191 264H193V262L191 263ZM203 264V263H202ZM214 264V263H213ZM223 264V263H222Z\"/></svg>","mask_w":264,"mask_h":264}]
</instances>
